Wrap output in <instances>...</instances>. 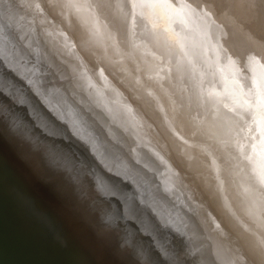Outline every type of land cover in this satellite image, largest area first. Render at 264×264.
Listing matches in <instances>:
<instances>
[{"label": "water", "instance_id": "obj_1", "mask_svg": "<svg viewBox=\"0 0 264 264\" xmlns=\"http://www.w3.org/2000/svg\"><path fill=\"white\" fill-rule=\"evenodd\" d=\"M261 2H236L255 31L248 9ZM29 57L0 46V264H224L209 227L187 204L169 205L173 188L157 172L168 166L166 156L124 138L120 126L115 135L97 129L82 103L50 89L48 64L30 66L37 58ZM204 215L212 232L227 228L215 210Z\"/></svg>", "mask_w": 264, "mask_h": 264}, {"label": "rangeland", "instance_id": "obj_2", "mask_svg": "<svg viewBox=\"0 0 264 264\" xmlns=\"http://www.w3.org/2000/svg\"><path fill=\"white\" fill-rule=\"evenodd\" d=\"M99 1H109V0H99ZM120 2L121 0H110V2ZM140 1V0H139ZM138 0H137V6L138 5H140V6H142V5H153V6H155L154 4H151L149 1H145V0H141L140 2H139ZM202 1L203 0H196V2H195V0L193 1V0H184V4H177V6L175 5V6H172V7H169V8H163L162 10H159L158 8H156V15L157 16H159V13L161 14V15H163L164 16V13H170V11H171V13L172 14H175V13H178L179 11H184V9L185 10H189V9H196V10H198V13H200L201 14V12H203V13H214V17L216 16V14L215 13H217V16H216V20L218 21L219 20V22H220V20H222L223 18H225L226 17V14L225 15H223V17L220 15V14H222V13H224V12H231L232 14H233V16L234 17H236L237 19L239 18H241V16H242V14H243V9L242 8H240L239 9V11H235V7H236V1L238 2L239 0H206V1H208V3L206 4L205 2H203L202 3ZM241 1V0H240ZM127 2H129L132 6H131V8H129V9H131L129 12H131V13H133L134 14V12H132V11H136V10H134V8L136 7V5H134V3L133 2H136V0H127ZM185 2H189V3H185ZM193 2V3H192ZM197 2H198V4H197ZM140 3V4H139ZM194 3L195 4H197L196 6L194 5ZM209 3H210V5H209ZM211 3L214 5L213 7H215V8H213V7H211ZM188 4V5H187ZM135 7H134V6ZM183 5V6H182ZM191 5H192V7H191ZM194 5V6H193ZM205 5V6H204ZM244 4H241V6H243ZM108 6V3H107V5H105V8H108L107 7ZM109 6H111L110 4H109ZM190 6V7H189ZM199 7V8H198ZM201 7V8H200ZM198 8V9H197ZM207 10H206V9ZM210 8V9H209ZM213 8V9H212ZM169 11H167V10ZM171 9V10H170ZM205 9V10H204ZM212 9V10H211ZM164 10V11H163ZM176 10V11H175ZM165 11H167V12H165ZM206 11V12H205ZM255 11H256V13H254L253 14V19L255 18V20H259V23H260V25H259V27H257V31H255V29H253L250 25H249V22L250 21H245L244 22V27H245V30H242V31H244V32H240V35H239V38H240V40H238V43L239 44H236V37L238 36L237 35V33H236V31H235V29L234 28H232V26H229V27H227L226 29H221L220 31H223V33L225 32V34L226 35H228V36H225L224 37V35H216L217 34V32H219L218 30H215V31H217L216 32V34H215V32H214V42H215V44H218V42L219 41H221V43L223 44V45H225V43L227 44V46L229 45V42H225L226 41V39H227V37H229L230 39H227L228 41H230V42H232V43H230V45H229V47H227L226 45L224 46L225 47V49H227V50H224V48L223 49H220V51H210V52H208L207 53V55H212V54H214V52H215V55H212L211 57L210 56H206V60L205 59H203L204 61H206V62H204L203 63V61H202V63H200V64H198V66H199V68L198 67H196V68H198V69H201L200 71L202 72L200 75H202V77L199 75L198 76V78H197V76H191V77H189V76H185L186 74L187 75H189L187 72H185V74H183V73H181V74H179L178 75V77L180 78V80L182 81H185V82H183V85H189V88H190V86H192V88L193 87H195V89L193 88V89H191V91H190V95H191V93H193V90L195 91V93H193L194 94V96L193 95H187V94H183V93H181V94H179L178 93V95H176L175 94V96H174V94H171L172 93V91H170L168 88H162V87H160L157 83H159L160 84V81L158 82L157 81V83H156V79L154 78V79H152L151 77V79L150 80H152V81H150V83H148L147 81H148V78H149V76L147 75H145V72L144 71H142L141 69L139 70L138 69V72H134L135 73V76L134 75H132V71H130L131 72V75H128L127 76V73H123L124 72V70H122L123 72H120L122 75H123V77H122V75L120 74V73H118V75L120 76L119 77V79H121L120 81H122V82H120L119 81V79H118V76H117V79H116V77H115V79H116V81H115V79L114 78H112V77H110L109 75H108V71L107 70H105L106 69V66H107V64L103 61V60H99V59H96V58H93V57H91V56H89V55H87L86 54V58L89 60H86V58L82 55L83 53H82V51L81 50H79L78 49V51L77 50H74L70 45H63V44H61V43H58V42H43V44H41L40 46H38V45H36L34 48H36V50L38 49V51L36 52V50L32 53V51L31 50H29V53L31 54L30 55V57L29 58H35V56H39V59L40 60H42L41 58L42 57H44L45 58V56L46 57H50V53H51V57H53V54H54V56L55 57H53L54 58V60H55V58H56V62H54L53 63V58H50V59H47V61L43 58V61H45V63L47 62V64L48 63H50L51 65L52 64H55V67H56V64L57 65H60L61 63H64V64H61V67H57L59 70H64L65 69V66L67 67L69 64H68V62L70 63V68H66L64 71L66 72V73H68V75L70 76L71 75V78H73V76H75L72 80H74V82L71 80V78H68V76H64V77H61L60 75H59V73L61 72V73H64L65 75H67L64 71H60L59 72V70H58V72H55V71H57V70H55L54 71V69L55 68H53V70L51 69V67H53V65L51 66V65H49L48 64V66H49V68L47 69V70H51V71H49L50 73H52V75L50 74V76H53L52 78H54L55 77V79H57V80H59V79H68V80H65V81H60L59 83H61V82H65L66 84L68 83V85H70V84H72L71 86H73V87H70L69 89L70 90H64V88H68L69 86L67 85V87H66V85H64V88H63V92L65 91V95H66V97L67 96H71L70 98H72L73 99V101H77V100H79V101H77V102H81L83 105L85 104V108L86 109H91V110H88L89 112L88 113H86L85 115H89L88 117H89V119H92V120H94V123H95V121L96 122H99V123H101V124H98V123H95V125H97L99 128L98 129H100V127L103 125V123H104V121H103V119H104V117H102L101 119L99 118V120L97 121V117L96 116H100L99 114H101V113H99L100 111V109L99 108H104L105 109V107H106V110H105V113H107L106 115H107V118H108V116H111V114H115L116 115V113L117 112H119V111H121L122 113H120L121 115H119V116H124L125 118H128V120L130 119H132V121H130L131 123L129 124V121L127 120V119H125L124 117H123V120H122V118L121 117H119L118 116V114L119 113H117V120H118V123L117 122H114V121H117L116 119H114L113 121H110L111 119H113V117L115 116L114 114V116L112 117H109L107 120H109V121H106L105 120V124L101 127V131H106V134L107 135H109L108 133H110V132H112V134H114V130L117 128V129H119L117 126L119 125V123H121V121H125L124 123L122 122V124H124V125H127V126H125V127H123L122 125H119L121 128H125V132H127L128 134H129V136H127L128 134H126L125 135V138H130L131 136H134V140L136 141V142H143V143H146L147 145H150V146H155L157 143V148L159 149H161L162 151H163V155H162V152H161V150H160V155L163 157L164 155H166V159L169 157V159H167V161H168V165H171V162H172V165L171 166H173L174 168L175 167H177L176 169L178 170H176L175 172H174V170H172V169H174V168H172L171 166H168V167H166L165 168V170L166 171H168V172H166V171H164V170H161V172L163 171V175H166V180L169 182V180H170V176H169V174H172V176L171 177H173L174 175H175V177H174V179H175V182L177 181L178 182V184H180V187H178L177 189V191H175L174 189L175 188H173V190L171 191V189H169V193H172L174 196H176L175 194H174V192L175 193H178V192H180V190L179 189H182L183 191H184V193L186 194V192L188 191V192H190V194L187 192V195L184 197V198H182V197H180V195H178L177 197H176V200H175V202L176 203H178V204H176L175 202H174V204L175 205H177V206H175L174 204H173V207H176L175 208V210L177 211V210H180V208L181 207H179V208H177L178 206H180L179 204L180 203H182L183 205H186V204H188V206L190 205H192V207H190L189 206V208H190V211H191V213L193 214V216L194 217H196V216H198V218H202L203 217V219H204V221H205V217H204V215H203V213L205 214V212H206V210L207 209H212V210H215L217 213H218V216H219V218L222 220V221H224L225 222V224H226V229H221V230H219V232H217V230H214L217 234L218 233H220V235H222V234H225V235H229L228 237H232V236H234V235H236V236H239V238L241 237V234H244V235H242L244 238H246L247 240L248 239H250L249 241H250V243H251V245H253V247L255 248V251H254V253L255 252H257L258 251V253H255L256 255V257H259V255H260V257H259V261L262 259V257H263V259H264V98H263V96H264V71L263 70H258V61L257 60H260V59H258V57L257 56H255V54L253 55V53H254V49L253 48H255L256 47V44L255 43H258V42H255L254 44H253V42L254 41H257V39H255V37H253V36H256V38H259L260 40H262V41H264V0H262V2H261V4H260V6H259V8H255ZM113 12V9H110V8H108V9H104L103 10V13L104 14H108V13H112ZM128 12V14H130ZM137 12V11H136ZM135 12V13H136ZM160 15V16H161ZM220 15V16H219ZM163 16H161V17H163ZM10 20V21H9ZM12 18H9L8 19V21L10 22V23H12V24H15V21L13 20ZM12 21V22H11ZM232 22V21H231ZM256 22H258V21H256ZM14 26V25H13ZM21 26L22 25H20L19 27H12L11 28V30L13 29H16L15 31H13L12 30V34H13V32L14 33H16V31H18V34L16 33V36H18V38L19 37H21L20 35H23L22 36V38L20 39L19 38V40H23L24 39V37H25V40H26V43L27 44H29L30 46H27V45H25L26 43H24V40L23 41H20V42H16L15 40H11V38H9L13 43H14V45H11L10 43H12V42H7V43H5L4 44V42H1L0 41V44L2 43V44H4L5 46H7L6 44H8V45H10L9 46V49H8V51L9 50H11V49H13V48H16V49H13V50H11L10 52L12 53L14 50H15V52H18L19 50H25L27 47H31V48H33V45L34 44H32V43H34V38H32L30 35H27V34H22L21 33V30L22 29H18V28H21ZM2 27H4V28H2ZM6 27L1 23L0 24V29L2 30V29H5ZM262 30V32H260L259 30ZM229 30V31H228ZM234 30V31H233ZM259 32L261 33V34H259ZM222 33V32H221ZM219 34V33H218ZM75 36V35H74ZM219 36V37H218ZM222 36V37H221ZM244 36V37H243ZM216 37H218L217 39H216ZM221 37V38H220ZM231 37H233V38H231ZM243 37V39H241ZM246 37L248 38V41H247V39H246ZM0 38H1V36H0ZM76 38H78V35L77 36H75V39ZM226 38V39H225ZM238 38V39H239ZM79 39V38H78ZM223 39H225V40H223ZM250 39V40H249ZM259 39H258V41H259ZM218 40V41H217ZM2 41H3V39H2ZM28 41L31 43H28ZM71 41H73V38L71 39ZM240 41V42H239ZM250 42H252V45L254 46H252V45H250ZM23 43V44H22ZM1 44V45H2ZM18 46H17V45ZM45 44V45H44ZM244 44V45H243ZM0 45V46H1ZM22 45H25L26 47L25 48H23V47H21ZM32 45V46H31ZM44 45V46H43ZM50 45V46H49ZM234 45V46H233ZM3 46V45H2ZM1 46V47H2ZM14 46V47H13ZM17 46V47H16ZM231 46V47H230ZM237 47V49H235ZM11 48V49H10ZM21 48V49H20ZM33 48V49H34ZM243 48V49H242ZM251 48V49H250ZM19 49V50H18ZM239 49V50H238ZM244 49H245V51L247 52V55H245L246 54V52H244ZM258 50V48L256 47L255 48V50ZM27 50V52H28V48L26 49ZM230 50V51H229ZM6 51V50H5ZM227 51V52H226ZM237 51V52H236ZM21 52V51H20ZM36 52V54L37 55H35L34 56V53ZM53 52V53H52ZM56 52L58 53V54H56ZM231 52V53H230ZM249 52H251V54L249 53ZM28 53V54H29ZM61 53V54H60ZM82 53V54H81ZM212 53V54H211ZM226 55V57H225V55ZM13 54V53H12ZM63 54V55H62ZM132 55V57L135 55L133 52H131V53H126V55ZM130 55V56H131ZM216 55H218V57L216 56ZM228 55V56H227ZM232 57H231V56ZM249 55V56H248ZM25 56V55H24ZM56 56H65L66 57V61L65 60H61L60 58H57ZM89 56V57H88ZM129 56V57H130ZM214 56V58L212 59V57ZM65 57H61V58H65ZM209 57H210V59H212V61L209 59ZM223 57V58H222ZM229 57H230V59H229ZM238 57V58H237ZM240 57V58H239ZM255 57V58H254ZM29 58H27V60H26V64H24L26 67H28V59ZM37 58V57H36ZM70 58H71V60H74V59H76V60H74L73 61V63H72V61L70 60ZM74 58V59H73ZM216 58H217V60H216ZM221 58V59H220ZM225 58H227V59H229L230 60V62L228 61V68L226 69V71L224 70L223 72H224V74H222V75H220V77H222V78H224L225 79V77H226V82H224L225 80H223V79H221L219 76H215V75H217V73H216V70H217V68H219V67H222L224 64V62H226L227 61V59H225ZM61 60V63H57V61L59 62L60 60ZM69 60V61H68ZM99 60V61H98ZM208 60L210 61V64L209 63H207L208 62ZM215 60H216V62H215ZM218 60H220V61H218ZM224 60V61H223ZM35 61H38V59H34V63H30L31 65L30 66H32V65H34V64H40V62H42L43 63V61H38V62H35ZM49 61V62H48ZM52 61V62H51ZM71 61V62H70ZM218 61V62H217ZM222 61V62H221ZM234 61V62H233ZM239 61V62H238ZM244 61V62H243ZM252 61H255L256 63H254V65L252 66V68L254 69V72H255V74H254V81H253V83H252V85H253V87L251 86V84H249V77H250V72H248V70H247V68L248 67H250V62H252ZM67 62V63H66ZM84 62L86 63V64H84ZM90 62H93V63H90ZM213 62L215 63V64H213ZM222 64V66H221V64ZM45 63L44 64H41L40 65V67H42V65H43V67H45ZM72 63V64H71ZM88 64V65H87ZM217 64V65H216ZM235 64V65H234ZM62 65H64V69H63V66ZM81 65V66H80ZM83 65V66H82ZM86 65V66H85ZM200 65H202L203 67H205L204 69H203V67L202 66H200ZM207 65H208V67H210V69L211 70H213V71H210V70H208L210 73H208V71H206V68H207ZM216 66V68H213V66ZM218 65H220L219 67H218ZM234 65V66H233ZM47 66V65H46ZM212 66V67H211ZM214 66V67H215ZM233 66V67H232ZM39 67V66H38ZM77 67V68H76ZM81 67H83V69H86V70H81L80 68ZM201 67V68H200ZM257 67V68H256ZM78 69V70H80V72L78 71V70H76V69ZM90 68V69H89ZM92 68V69H91ZM104 70H103V69ZM136 68V70H137V67H135ZM138 68H140L139 66H138ZM242 68H244V69H242ZM71 69V72L69 73L68 72V70H70ZM207 69H209V68H207ZM238 69H240V71H241V73H239V74H237V70ZM95 70H100V73L98 74V73H96L95 72ZM204 70L206 71V73L205 74H207L208 76L210 75L211 77H212V75H213V77L211 78L210 77V79H209V83H208V76L206 75V77L207 78H205L204 76ZM231 70V71H230ZM234 70V71H233ZM76 71V73H74ZM79 73H78V72ZM82 71V72H81ZM85 71V73L87 72L88 74L87 75H90V76H88V77H85V76H87V75H84V72ZM142 71V72H141ZM258 71V72H257ZM260 71V72H259ZM73 72V73H72ZM95 72V73H94ZM140 72V73H139ZM225 72H227V73H225ZM82 73V74H81ZM133 73V74H134ZM232 74V78H230V75ZM257 73H258V75H257ZM262 74V75H260V74ZM128 74H130V73H128ZM139 74H141L140 76H139ZM221 74V73H220ZM237 74V75H236ZM58 77H57V76ZM82 75H84V77H82ZM117 75V74H116ZM125 75H126V77H125ZM182 75H184L185 77H183L182 79H181V77H182ZM225 75V76H224ZM227 75V76H226ZM63 76V75H62ZM77 76V77H76ZM81 76V77H80ZM144 76H146L145 78L147 79V81L145 80H143V78H144ZM235 76V77H234ZM237 76V77H236ZM91 77V78H90ZM109 77V78H108ZM131 77V78H130ZM134 79H133V78ZM137 77V78H136ZM138 77L140 78V77H142V78H140V79H138ZM194 78V82H193V78ZM196 77V78H195ZM218 77H219V79H218ZM258 77V78H257ZM82 78V80L83 81H87L88 79V81H87V83L88 82H92L93 84H91V85H94V84H96V86H95V88H93L94 86H92V89H88L89 88V86H87L84 82H82V84L80 83V81H82V80H80ZM85 78H88V79H86V80H84ZM178 78V79H179ZM187 78V79H186ZM189 78H192V80L191 79H189ZM201 78H202V80H201ZM213 78H215V79H213ZM239 78V79H238ZM240 78H241V80H240ZM50 79V80H49ZM78 79V80H77ZM110 79V80H109ZM125 79H127V81L125 82L124 80ZM131 79V80H130ZM136 79V80H135ZM143 80V81H137V80ZM200 79V84H199V81L198 80ZM232 79H237L238 81H240V83L241 84H243V85H236L234 82H233V80ZM255 79H256V83H255ZM261 79V80H260ZM47 80H49V83H50V81H51V83L49 84L50 85V89H51V86H52V89L56 86V84L54 85V83H56V82H58V81H56V80H54V81H52L53 79H51V77L49 78V76L47 77ZM69 80H70V82H72V83H70L69 84ZM77 80V81H76ZM197 80V81H196ZM215 83H213L212 81ZM222 80V81H221ZM56 81V82H55ZM95 83H94V82ZM119 81V82H118ZM129 81V82H128ZM133 82V84H131L132 82ZM135 81V82H134ZM187 81V82H186ZM222 82V83H219V82ZM229 81V82H228ZM259 81V82H258ZM53 82V83H52ZM137 82H139V83H137ZM140 82L142 83V82H147L149 85H143V83H142V85L140 84ZM194 83V86H193V84L191 85V83ZM195 82H197V83H195ZM204 82V83H203ZM59 83H57L58 85L57 86H62V84H59ZM64 83V84H65ZM97 83H98V85H97ZM134 83H136V84H134ZM185 83V84H184ZM188 83V84H187ZM201 83H202V86H200L201 85ZM208 85H207V84ZM210 83H212L211 85L212 86H210ZM246 83V84H245ZM261 83V84H260ZM52 84V85H51ZM83 84H85V85H83ZM90 84V83H89ZM121 84H123L124 86H126V87H124L123 85H121ZM126 84V85H125ZM127 84H130V86H128ZM141 86H140V85ZM153 86H152V85ZM197 84V86H198V88H197V86H195ZM204 84H206V85H204ZM221 84V85H220ZM226 84V85H225ZM83 85V86H82ZM131 85L133 86V87H131ZM139 85V86H138ZM154 85H156V86H154ZM217 85H219L218 87H217ZM224 87H223V86ZM228 85V86H227ZM230 85V86H229ZM234 85H236V86H234ZM56 86V87H57ZM134 86L137 88H139V87H142L141 89L139 88V89H136V88H134ZM147 86V87H146ZM150 88H149V87ZM199 86H200V88H199ZM205 86V87H204ZM206 86H207V88H206ZM214 86V87H213ZM225 86H227V87H229V88H227V87H225ZM258 86H260V87H258ZM83 90H78L77 91V93L76 92H72V88H74V91H76L77 89H80V88ZM84 87H88L87 89H86V91H87V93L85 94V95H83V93H85L86 91H84L85 90V88ZM96 87L98 88V92H97V95L99 94V89L101 90V91H103V92H100V93H102V96H100L101 94H99L98 96H96V94H94L93 92H96L95 91V89H96ZM99 87H102V89L101 88H99ZM129 87H131V88H129ZM154 89H153V88ZM155 87H157L156 89L157 90H159V92L157 91H155ZM222 87H223V90H222ZM261 87H262V89H261ZM61 88V89H62ZM124 88H126L127 90L129 89H132V90H126V89H124ZM159 88V89H158ZM198 90H197V89ZM204 88H206V89H204ZM216 88H217V90H216ZM218 88H220V89H218ZM233 88V89H232ZM243 88V89H242ZM253 88V89H252ZM260 88V89H259ZM59 89V88H58ZM76 89V90H75ZM149 89H151V90H149ZM163 89H164V91H163ZM202 89V90H201ZM211 89V90H210ZM226 89V90H225ZM227 89H228V92H227ZM231 89H232V91H231ZM90 90H92V91H90ZM133 90H136V91H138V90H140L141 91V94H140V91H138V92H136V91H133ZM153 90V91H152ZM169 90V91H168ZM197 90V91H196ZM201 90V91H200ZM204 90H206V91H204ZM209 92H208V91ZM213 90V91H212ZM215 90V91H214ZM218 90H220V91H218ZM234 90V91H233ZM255 90H257V91H255ZM263 90V91H262ZM152 91V92H151ZM160 91H161V93H160ZM230 91V92H229ZM236 91H238V92H236ZM242 91V92H241ZM69 92V93H68ZM70 92H72V94L74 95H76L77 97H78V94H80V96H84L85 98H82V100L81 99H79V97L77 98V97H74ZM79 92H83V93H79ZM134 92H136V93H134ZM170 92V93H169ZM206 92V93H205ZM224 93L225 92V95L226 96H223L224 94H222V93ZM234 94H232V93ZM245 92L247 93V94H245ZM250 92V94L248 95V93ZM69 95H68V94ZM105 93V94H104ZM130 93V94H129ZM135 94V96L133 95V94ZM139 93V94H138ZM152 93V94H151ZM203 93V94H202ZM205 93V94H204ZM210 93H213L212 95H210ZM226 93H228V96H227V94ZM230 93V94H229ZM104 94V95H103ZM162 96H161V95ZM163 94L166 96V97H168V98H170L171 97V95H172V97L174 96V98H173V101H175V102H178V101H184L185 100V98H187V100H189V101H191L192 102V99H193V101L195 100V96L196 95H198V94H200V96H197V97H199V99H201L200 101H199V99L196 97V99L197 100H195L193 103H194V105H193V103H190V102H188L189 104H191L193 107H191L192 109H193V111H192V109L191 108H189V107H187L186 106V104L188 105V103H186L187 102V100H186V102H185V104H184V102H182L183 103V106H182V103L180 104V106L177 108V107H175V105H176V103L174 104V103H172L173 101H172V97L170 98L171 99V101L169 100V99H167L166 100V97L165 96H163ZM207 94H208V96H207ZM218 94V95H217ZM222 94V95H221ZM244 94H245V96H244ZM92 95H95V97L93 96V98H95V99H97L98 101L97 102H99V99H100V103L102 104V105H100V103H97L96 105H95V101H94V99H91V97H92ZM131 95H133V96H131ZM160 95V96H159ZM170 95V96H169ZM181 95V96H180ZM202 95V96H201ZM207 96V97H205V96ZM233 95V96H232ZM241 95V96H240ZM249 96V97H247V96ZM251 95V96H250ZM256 95V96H255ZM88 96V97H87ZM100 96V97H99ZM105 98H104V97ZM115 96V97H114ZM142 98H141V97ZM155 97L156 96V98L154 99V98H152V100L153 101H151L150 99V97ZM180 96V97H179ZM193 96V97H192ZM212 96V98H213V96H215V99H217L218 98V96H221V97H219L217 100H218V102L216 101V103H217V105H216V103L214 102L215 100H212L210 97ZM222 96H223V98H229L230 99V101H228V100H223V98H222ZM230 96V97H229ZM236 97V99L237 100H234L235 99V97ZM238 96H240V97H238ZM244 96V97H243ZM253 96V97H252ZM69 97H67V100H69L70 98ZM87 97V98H86ZM89 97H90V100H89ZM114 97V98H113ZM134 98V101H138V99H139V101L138 102H134L132 99H130V98ZM161 97H164V98H162V100H161ZM176 97H177V99H176ZM185 97V98H184ZM188 97H190L191 98V100H190V98H188ZM217 97V98H216ZM238 97V98H237ZM77 98V100H75V99ZM99 98V99H98ZM102 98H104V101L102 102ZM138 98V99H137ZM184 100H183V99ZM208 100H210V102H211V100L213 101V103L211 102H207V99ZM210 98V99H209ZM220 98L222 99V100H220ZM232 98V99H231ZM247 98H248V100H247ZM250 98V99H249ZM258 98V99H257ZM259 98H260V100H259ZM84 99H87V100H89V101H84ZM112 99H114V100H112ZM204 99H206V100H204ZM239 99V100H238ZM243 99V100H242ZM263 99V100H262ZM81 100V101H80ZM118 100H120V101H118ZM141 100H142V102H141ZM163 100H164V103H163ZM169 100V101H168ZM178 100V101H177ZM233 100H234V102H233ZM246 100V102L244 103V101ZM90 101H92V102H90ZM105 101H107L106 102V104H105ZM117 101V102H116ZM204 101H206V102H204ZM226 101V102H225ZM231 101H232V103H231ZM243 101V102H242ZM257 101V102H256ZM258 101L260 102V103H258ZM87 104H86V103ZM139 102H141V105H142V107H144V109L141 107V105H139ZM151 102H152V105L150 106L149 104H151ZM155 102V103H154ZM199 104H197V103ZM201 102H202V104H201ZM220 102V104H218ZM222 102V103H221ZM223 102H225L226 104L225 105H223ZM228 102V103H227ZM90 103V104H89ZM92 103H93V105H92ZM116 103V104H115ZM121 103V104H120ZM123 103V104H122ZM154 103V104H153ZM166 103V105L168 106H165L164 104ZM168 103H172V104H168ZM195 103L197 104V105H195ZM208 104V103H210L211 105H209V107H208V105H206V104ZM215 103V104H214ZM242 103V104H241ZM89 104V105H88ZM106 105L105 107L103 106V105ZM127 104V105H126ZM227 104H230L229 105V107H228V105ZM246 104L248 105L247 107H245L246 106ZM87 105L88 106H92V107H87ZM117 105V107H118V109L115 107ZM126 105V107H128L127 108V111H123V107ZM185 105V106H184ZM201 105H202V107H203V109L205 110V109H207V111L205 110H202V108H200L201 107ZM204 105V106H203ZM213 105H214V107H213ZM218 105H220V107L218 106ZM227 105V106H226ZM236 105V106H235ZM239 105V106H238ZM251 105H253V106H251ZM254 105H256L255 107H254ZM258 105V106H257ZM98 106H100V107H98ZM121 106H122V108H121ZM155 106V107H154ZM175 107V108H173V107ZM181 106L183 107L182 109H180L181 108ZM195 106H197V107H195ZM221 106H226V107H228V110H230L231 111V113H230V111H228L227 110V108H226V110H224V108H222ZM93 107H95V108H93ZM108 107L109 108H111L110 110L108 109ZM115 107V109L114 110H116V112H114V110L112 109V108H114ZM152 108L151 109V111L150 112H148L147 114H146V112L147 111H149V108ZM157 107H159V108H157ZM170 107V108H169ZM172 107V108H171ZM185 107V108H184ZM187 107V108H186ZM195 107V108H194ZM200 108V109H197V108ZM207 107V108H206ZM217 107V108H216ZM250 107V108H249ZM93 108V109H92ZM120 108V109H119ZM189 108V109H188ZM218 108L220 109V110H218ZM239 110H238V109ZM246 108L248 109V111L251 109V111H252V109L254 108H256V110H254L252 113L250 112H248L247 110H246ZM260 108H262V109H260ZM79 109L81 110L82 108H80L79 107ZM104 109H102L103 110V112H104ZM124 109H125V107H124ZM130 109V110H129ZM146 109V110H145ZM173 111H176L177 109H178V111H176V112H178V113H176V112H172V110ZM176 109V110H175ZM184 109V110H183ZM194 109H195V111H194ZM197 109V110H196ZM212 109H215L217 112H219V111H221V112H223L224 111V113H222L221 114V112L220 113H218L217 115H216V112H213V110ZM222 109V110H221ZM238 111H237V110ZM241 109V110H240ZM245 109V110H244ZM258 109V110H257ZM92 110H95V111H92ZM107 110H109L110 112L108 113V111ZM112 110H113V112H112ZM119 110V111H118ZM168 110V111H167ZM180 110V111H179ZM200 110V111H199ZM212 110V111H211ZM214 110V111H215ZM97 111H98V113H97ZM128 111H130V112H128ZM160 111V112H159ZM191 111H192V113H194L196 116H192V117H190L191 115H192V113H191ZM196 111H198V112H196ZM235 111V112H234ZM239 111H240V114H238L239 113ZM123 112L124 113H126V114H128L129 113V115H123ZM128 112V113H127ZM145 112V113H144ZM182 112V113H181ZM184 112V113H183ZM190 112V113H189ZM196 112V113H195ZM201 112H204V113H209L210 115H207V114H203L204 115V117H205V115H207V116H209L208 117V119L205 117V119L202 117V114H198V113H201ZM211 112L213 113V114H211ZM245 114H244V113ZM94 115H93V114ZM95 113H97V114H95ZM104 113V114H105ZM149 113H151V115L149 114ZM154 114V116H152L153 114ZM157 113V114H156ZM169 113L171 114V115H169ZM174 113V114H173ZM175 113L177 114V116L178 117H176V115H175ZM190 115H189V114ZM215 113V114H214ZM227 113V114H226ZM110 114V115H109ZM161 114V116H159V115ZM172 114L174 115V116H172ZM181 114V115H180ZM185 114H187V115H185ZM224 114V115H223ZM244 114V115H243ZM93 115V116H92ZM96 115V116H95ZM155 115H156V117H155ZM157 115H158V117H160V118H158L157 117ZM165 115V116H164ZM198 115H200V117H201V119H200V117L198 118L197 116ZM213 115L215 116V117H213ZM221 115H223L224 116V119L221 117ZM226 115H227V118H226ZM232 115H233V117H232ZM238 115V116H237ZM240 115H241V119H239V117H240ZM243 115V116H242ZM246 115H248V117L246 116ZM253 115V116H252ZM255 115V116H254ZM102 116V115H101ZM100 116V117H101ZM128 116V117H127ZM131 118H130V117ZM170 116H172V117H170ZM219 116H220V118H219ZM251 116H252V118H251ZM96 118V119H94V118ZM152 117H153V119H152ZM179 120V118L181 119V120H177L176 118ZM181 117H183V118H181ZM195 117H196V119H195ZM215 119L216 117V120H211V119H213V118ZM230 117H232V120L233 121H229V120H227L229 123L231 122V123H233V122H236L237 124H239L240 125V127H239V125L237 126V124L236 123H234L236 126H234V124L232 125L231 123L229 124L228 122L227 123H225L224 124V122H226L225 121V119H229ZM189 120H188V119ZM191 118V119H190ZM235 118H238L239 120H237L236 121V119ZM245 118V119H244ZM254 118V119H253ZM125 119V120H124ZM137 119V120H136ZM152 119V120H151ZM159 121H157V120ZM159 119H161V120H159ZM172 119V120H171ZM193 119V120H192ZM198 119H200V120H203V121H200V120H198ZM219 119V120H218ZM248 121H247V120ZM135 120H136V122H135ZM163 120H166V121H164L163 122ZM174 120H176L177 121V125H175L176 123H175V121ZM188 122H187V121ZM196 120V121H195ZM204 120H206V121H204ZM217 120L218 121H220L219 123L217 122ZM224 122H223V121ZM230 120H231V118H230ZM260 120V121H259ZM100 121H103V122H100ZM141 121V122H140ZM156 121V122H155ZM160 121H161V123L163 122V125H164V127H162V126H160L159 124H160ZM174 121V122H173ZM193 121V122H192ZM253 121H254V123H253ZM112 122H113V125H112ZM128 122V123H127ZM133 122H135V123H133ZM179 122V123H178ZM185 124H184V123ZM200 122V123H199ZM223 123V125H222V123ZM246 124H245V123ZM252 122V123H251ZM255 122H257V123H255ZM107 123H111L110 125H109V127H106V126H108V124ZM157 125H156V124ZM165 123H167V125L165 124ZM199 123V124H198ZM207 123H209V124H207ZM213 123V124H212ZM243 123V124H242ZM251 123V124H250ZM136 124L138 125V126H136ZM140 124H142V125H140ZM192 124V125H191ZM197 124V125H196ZM218 124V125H217ZM221 124V125H220ZM231 125L232 127H234L233 129H232V134H229L230 136H231V138H230V136H229V140H227L229 143H230V149H227V150H224V151H221L220 153L218 152V158H216V157H214L212 154L214 153V155L216 154L215 152H213V150H216V152L218 151V149H219V147H220V143L222 142V140H221V138L220 139H217V138H219V136L221 137L222 135H221V133L219 134V131L216 133V129L217 128H219L220 129V132H221V130H222V134H223V132L225 133L226 132V127H228V128H232L231 126H227V125ZM241 124L243 125V126H241ZM248 124H250V126L248 125ZM258 124V125H257ZM101 125V126H100ZM106 125V126H105ZM128 125H130V126H128ZM140 125V126H139ZM190 125V126H189ZM213 125H215V126H213ZM226 125V126H225ZM254 125V126H253ZM111 126V127H110ZM159 126V127H158ZM174 126V127H173ZM189 128H188V127ZM217 126V127H216ZM219 126V127H218ZM225 126V127H224ZM258 126V127H257ZM106 127V128H105ZM114 127V128H113ZM129 127V128H128ZM137 127V128H136ZM139 127H141V129L138 131L137 129H139ZM160 127H162L163 129H166V130H164V133H166V134H164L163 132H162V129L160 128ZM168 127V128H167ZM179 127V128H178ZM186 129V132H184L185 131V129ZM200 127V128H199ZM221 127V128H220ZM236 127V128H235ZM238 127H239V129H238ZM256 127H257V129H256ZM111 128H113V129H111ZM134 128L136 129V131L134 130ZM160 128V129H159ZM171 128V129H170ZM192 128V129H191ZM206 128V129H205ZM225 128V129H224ZM250 128V130L248 131V129ZM108 129H111L112 131H110V130H108ZM132 129V130H131ZM146 131V133H144L143 131L144 130ZM173 129V130H172ZM237 129V131H235ZM141 130H143V131H141ZM188 130V131H187ZM190 130V131H189ZM210 130V131H209ZM239 130V131H238ZM259 130V131H258ZM109 131V132H108ZM167 131L168 132H171L172 131V133H170V134H167ZM193 131V132H192ZM195 131V132H194ZM199 131V132H198ZM208 131V132H207ZM212 131L214 132L213 134L214 135H217V138L215 137V136H213V134H212ZM235 133H234V132ZM252 131V132H251ZM255 131H257V133H255ZM130 132V133H129ZM137 132H139V134L137 133ZM141 132V133H140ZM160 132V133H159ZM163 134H162V133ZM182 132L184 133V134H191L190 136L192 137V138H195V140H197L196 142H195V140L193 139L192 141H191V137L189 136V135H187V136H189V137H187L186 135H184V134H182ZM190 132V133H189ZM211 132V133H210ZM263 132V133H262ZM199 135H198V134ZM260 133H262V134H260ZM111 134V133H110ZM135 134H137V136L135 135ZM148 134H150L151 135V137H152V139H151V137H147V135ZM212 134V135H211ZM260 134V135H259ZM115 135V134H114ZM138 135H139V137H138ZM142 135H144L145 136V139H143L144 137L142 136ZM168 135V136H167ZM172 135H173V137L175 138H173L172 137ZM178 135V136H177ZM195 137H194V136ZM241 135V136H240ZM118 136V135H117ZM116 136V137H117ZM127 136V137H126ZM166 136V137H165ZM170 136L172 137V138H170ZM181 136V137H180ZM198 136V137H197ZM211 136V140L210 139H208L209 137ZM137 137V138H136ZM169 139H168V138ZM186 137H187V140H185L186 139ZM205 137L207 138V139H205ZM235 137V138H234ZM238 137L240 138V139H238ZM141 138V139H140ZM165 138H166V140H165ZM189 138V139H188ZM213 138V139H212ZM216 138V139H215ZM225 138V137H224ZM232 138H234V139H232ZM251 138V139H250ZM261 138V139H260ZM124 139V138H123ZM168 139V140H167ZM171 139H173L172 141H171ZM177 139H179L180 141H182V143L178 140L177 141ZM202 139V140H201ZM203 139H204V141H203ZM222 139H223V137H222ZM232 139V140H231ZM263 139V140H262ZM147 140H149V141H147ZM214 140V141H213ZM244 140V141H243ZM173 142L174 144H176V143H178L179 142V144H176L175 145V147L177 148V151H176V148L174 147V144L173 143H171V142ZM201 141L203 142V143H201ZM207 141V142H206ZM210 143H209V142ZM213 141V142H212ZM216 141V142H215ZM221 141V142H220ZM235 141V142H234ZM176 142V143H175ZM184 142V143H183ZM212 142V143H211ZM239 142V143H238ZM251 143V145H252V143L254 144V146H252V148H251V145H250V143ZM193 143V144H192ZM201 143V144H200ZM208 143V144H207ZM217 144V145H215V144ZM173 146H172V145ZM182 144V145H181ZM183 144H184V149L182 148V150L180 149L181 147H183ZM185 144H187V145H185ZM192 146H196L195 148L198 150L197 152L199 153L200 152V154L202 155H197L196 154V152H195V150H194V147H192ZM214 144V146L211 148V146ZM234 144V145H233ZM238 144V145H237ZM258 144V145H257ZM171 145V146H170ZM178 145V146H177ZM189 145V146H188ZM219 145V146H218ZM233 145V146H232ZM245 145V146H244ZM260 145V146H259ZM262 145V146H261ZM181 146V147H180ZM187 146H188V148H187ZM192 147V149H191V147ZM173 147V148H172ZM180 147V148H179ZM206 147V148H205ZM215 147H217V148H215ZM127 148H128V146H127ZM180 150H179V149ZM199 148V149H198ZM210 148V149H209ZM214 148V149H213ZM172 149V150H171ZM174 149V150H173ZM188 149V150H187ZM200 149H201V151H200ZM212 149V150H211ZM135 151L137 150V148L136 149H134ZM184 150V154L185 155H187L186 156V161H182V160H184V159H182V158H184V157H182V156H184L183 154H181L180 155V151H183ZM192 150V151H191ZM242 150V151H241ZM252 152H251V151ZM259 150V151H258ZM176 153H175V152ZM179 151V152H178ZM189 151V153L191 152V154L192 155H190V157H194V159H193V161H192V159L191 158H189L190 160H188V154H187V152ZM211 151V152H210ZM232 151V152H231ZM195 152V153H194ZM201 152H203V153H201ZM204 152L207 154L206 156H205V154H204ZM224 152V153H223ZM229 152H231V153H229ZM243 152V153H242ZM247 152V153H246ZM251 152V153H250ZM258 152V153H257ZM179 153V154H178ZM181 153H183V152H181ZM210 153V154H209ZM174 154V155H173ZM222 154H223V157H222V159H224V162L225 161H227V160H229V161H227V163H225V164H222V163H224L223 162V160L221 159V158H219V157H221L222 156ZM198 157H197V156ZM257 155V156H256ZM176 156H178V157H181V159L180 158H176ZM196 156V157H195ZM207 157V159L206 160H208V161H206L205 160V165L206 166H208L209 168L212 166L213 168H212V170L211 169H209L208 167H207V170L209 171V170H211V173L212 174H209L208 176H207V178H210V180L209 179H206V175L208 174H205V173H202V175H201V172H208L207 170H206V166L205 165H203V159L205 158V157ZM226 156V157H225ZM263 156V157H262ZM203 157V158H202ZM211 157V158H210ZM246 157V158H245ZM256 157V158H255ZM262 159H261V158ZM197 158H199V159H197ZM201 158H202V160H201ZM245 158V159H244ZM165 159V160H166ZM176 159H178V160H181V161H179L178 162V160H176ZM222 160V162H220L221 164H219V165H221L220 167H219V169H217L216 167H217V164L216 163H219V161L220 160ZM227 159V160H226ZM164 160V161H165ZM195 160H197V161H195ZM199 160H201V161H199ZM217 160V161H216ZM254 160V161H253ZM260 160V161H259ZM167 161H165V163L167 162ZM170 161V162H169ZM176 161H177V163H176ZM210 161V162H209ZM234 161V162H233ZM262 161V162H261ZM181 162V163H180ZM183 162V163H182ZM187 162V163H186ZM190 162V163H189ZM199 162V163H198ZM202 162V163H201ZM206 162H209V163H207L206 164ZM214 162V163H213ZM179 163H180V165H179ZM198 163V164H197ZM228 163H229V165H228ZM234 163V164H233ZM247 163V164H246ZM184 164H186V165H184ZM226 164L228 165V166H226ZM176 165V166H175ZM183 165V166H182ZM192 167H190V166ZM195 165V166H194ZM204 166V168H203V170H202V167ZM181 166V167H180ZM250 166V167H249ZM182 167H183V169H182ZM185 167H188V168H186V169H184ZM223 167H224V169H223ZM225 167H226V169H225ZM238 167V168H237ZM245 167V168H244ZM167 168L169 169V168H171V170H172V172H171V170L169 169V170H167ZM189 169H190V171H189ZM198 169L200 170L201 169V171H200V173H199V171H198ZM205 169V170H204ZM215 169V170H214ZM216 169H217V171H219V172H221L220 174H218L219 172H217L216 171ZM222 169V170H221ZM246 169V170H245ZM225 170H227V171H225ZM262 170V171H261ZM160 170H158V173H160L159 172ZM197 171V172H196ZM215 171V172H214ZM223 171V172H222ZM260 171V172H259ZM165 172V173H164ZM179 172V173H178ZM228 172V173H227ZM262 172V173H261ZM174 173V174H173ZM181 173V174H180ZM192 173H197L196 175L195 174H192ZM225 173V174H224ZM226 173H227V175H226ZM230 173V174H229ZM168 174V175H167ZM178 174V175H177ZM205 174V175H204ZM222 174V175H221ZM239 174H240V177H239ZM247 174V175H246ZM198 175V176H197ZM213 175V176H212ZM242 175H244V176H242ZM249 175H250V177H249ZM180 176V177H179ZM182 176V177H181ZM202 176V177H201ZM211 176H212V178H213V180H212V178H211ZM215 176V177H214ZM219 176V177H218ZM224 176V177H223ZM226 176V177H225ZM249 178H248V177ZM217 177V178H216ZM238 177V178H237ZM247 177V178H246ZM261 177V178H260ZM164 178V177H163ZM178 178V179H177ZM199 178V179H198ZM220 178V179H219ZM222 178V179H221ZM246 178V179H245ZM257 178L259 179V180H257ZM185 181H184V180ZM204 179L205 180H207V181H204ZM215 179V180H214ZM217 179V180H216ZM234 179H236L235 181H234ZM238 179V180H237ZM240 179V180H239ZM183 180V181H182ZM211 180H212V183L213 184H215V185H213L212 183H211ZM220 180V181H219ZM227 180V183L224 185L223 184V182L225 183V181ZM181 181H182V183H181ZM218 181V182H217ZM250 181H251V183H250ZM164 182H165V178H164ZM185 182V183H184ZM198 182V183H197ZM205 182V183H204ZM231 182V183H230ZM253 182V183H252ZM170 183V182H169ZM185 185H184V184ZM187 183V184H186ZM209 183H211L210 185L211 186H214L215 188H213V187H211L210 185H209ZM221 183V184H220ZM257 183H259V184H257ZM193 184V185H192ZM197 184V185H196ZM205 184V185H204ZM218 184V185H217ZM225 186V188H224V186ZM250 184V185H249ZM257 184V185H256ZM170 185H171V183H170ZM182 185V186H181ZM187 185V186H186ZM221 185V186H220ZM230 185H231V187H230ZM241 185V186H240ZM249 185V186H248ZM252 185H253V187H252ZM255 185H256V187H255ZM262 185V186H261ZM173 186V185H172ZM205 186H207V189H208V186L210 187L208 190H206V187ZM217 186V187H216ZM222 186H223V189H222ZM237 186H238V188H237ZM183 187H185V190H184V188ZM190 187H191V189H190ZM204 187V188H203ZM220 187V188H219ZM189 188V190H187ZM247 188L249 189V190H247ZM211 189H212V191H211ZM216 190V192H215V190ZM226 189V190H225ZM230 189V190H229ZM235 189V190H234ZM254 189H255V191H254ZM258 189V190H257ZM187 190V191H186ZM194 190V191H193ZM206 190V191H205ZM210 190V193H211V195H210V193L208 192ZM219 190V191H218ZM223 190V191H222ZM244 190V191H243ZM246 190V191H245ZM193 191V192H192ZM204 191V192H203ZM214 191V192H213ZM222 191V192H221ZM225 191V192H224ZM203 192V193H202ZM217 192H218V194L220 195V194H222V195H220L219 196V198H218V196H216V195H218L217 194ZM246 192H248V193H246ZM256 192V193H255ZM261 193V194H258V193ZM262 192H263V194H262ZM194 193H195V195H194ZM225 193V194H224ZM233 193H234V195H233ZM235 193H237V194H235ZM252 193H254V194H252ZM205 194V195H204ZM207 194H209V195H207ZM227 194V195H226ZM233 196H232V195ZM249 194V195H248ZM257 194V195H256ZM213 195V196H212ZM224 195H226L225 197H223ZM236 195V196H235ZM237 195H239V196H237ZM245 195V196H244ZM253 195V196H252ZM261 195V196H260ZM172 196V195H171ZM217 197V199H215V197ZM230 196V197H229ZM195 197V198H194ZM199 197V198H198ZM211 197V198H210ZM229 197V198H228ZM243 197V198H242ZM248 197V198H247ZM254 197H255V199H257V200H255L254 199ZM260 197H263V198H260ZM180 198V199H179ZM181 198H182V200H181ZM214 198V199H213ZM223 198H225L224 200H223ZM231 198V199H230ZM233 198V199H232ZM241 198H242V200H241ZM187 200V202H185L184 203V201H186ZM191 199V200H190ZM193 199H197L198 201L200 200L201 202H202V200L203 199H205L206 200V202H202L203 203V205L206 207V208H203L204 206L202 205V203L199 201V203L197 202V204L196 203H193ZM219 199V200H218ZM235 199H236V203H238V205H236V203L234 202L235 201ZM239 199V200H238ZM250 199V200H249ZM262 199V200H261ZM181 200V201H180ZM188 200H189V202H188ZM218 200V201H217ZM226 200V201H225ZM229 200V201H228ZM225 201V202H224ZM227 201H228V203H227ZM231 201V202H230ZM251 201V202H250ZM255 201V202H254ZM220 202H222V204H220ZM232 202H233V204H232ZM252 202L254 203L253 205L254 206H252L251 204H252ZM217 203H219V205H217ZM224 203H225V205H224ZM235 203V204H234ZM251 203V204H250ZM261 203H263L262 205H261ZM194 205V206H193ZM221 205H223L222 207H221ZM233 205H236V206H233ZM247 207H246V206ZM255 205H257V207L255 206ZM199 206H200V208H199ZM203 206V207H202ZM217 206H219V207H217ZM242 206V207H241ZM252 206V207H251ZM262 206V207H261ZM233 207V208H232ZM240 207V209H242V212H241V210H239L238 208ZM245 207V208H244ZM250 207H251V209H250ZM256 207V208H255ZM192 208V209H191ZM204 210H202V209ZM217 208V209H216ZM219 208H220V210H219ZM259 208V209H258ZM194 209V210H193ZM229 209V210H228ZM234 209H237V210H234ZM192 210H193V212H192ZM197 210V212H194V211H196ZM200 210V211H199ZM225 212H224V211ZM239 210V212L237 213V211ZM258 210V211H257ZM203 211V212H202ZM224 213H223V212ZM228 213H227V212ZM230 211V212H229ZM254 211V212H253ZM185 212V211H184ZM202 212V213H201ZM234 212V213H233ZM251 212H253V214L251 213ZM257 212H260V213H257ZM187 212H185V214H186ZM226 213V214H225ZM241 213V214H240ZM244 213V214H243ZM254 213H256V215H258V218H257V216L254 214ZM223 214H224V216H223ZM232 216H231V215ZM237 214L239 215V216H237ZM248 214V215H247ZM260 214V215H259ZM262 214V215H261ZM203 215V216H202ZM251 215V216H250ZM253 215V216H252ZM256 217H255V216ZM216 216V215H215ZM236 216V217H235ZM244 216V217H243ZM250 216V217H249ZM222 217V218H221ZM240 217H241V219L242 220H244V222L245 223H243V221L240 219ZM197 218V219H198ZM217 218V217H216ZM229 218V219H228ZM253 218V219H252ZM233 219V220H232ZM250 219V220H249ZM217 220H219L218 218H217ZM229 220V221H228ZM232 220V221H231ZM207 221H208V218H207ZM207 221L205 222V224H206V226L207 227H209L208 229H209V231H211L210 230V227H211V225H210V222H209V224H207ZM234 221V222H233ZM248 221V222H247ZM251 221V222H250ZM232 222V223H231ZM252 223H254V224H252ZM257 223V224H256ZM236 225L235 226V228L233 227L234 225ZM248 224V225H247ZM241 225V226H240ZM242 225L244 226V227H242ZM245 225H247L248 227H251V228H248L247 226H245ZM255 225V226H254ZM229 226V227H228ZM232 226V227H231ZM238 226V227H237ZM237 227V228H236ZM247 229H246V228ZM258 227V228H257ZM261 227V228H260ZM232 228H234V230L232 229ZM238 228H240V229H238ZM243 228H245V231L243 230ZM236 229H238L237 231H236ZM249 229V230H248ZM251 229H253L252 231H251ZM256 229V230H255ZM239 230H241L240 231V233H237V232H239ZM263 230V231H262ZM236 233H235V232ZM242 231H244V232H242ZM250 231V232H249ZM254 231V232H253ZM232 232V233H231ZM246 233V234H245ZM253 234V235H252ZM246 235V236H245ZM255 235V236H254ZM248 236H250V237H248ZM243 237H241L239 240H243ZM251 237H254V239L253 238H251ZM261 237V238H260ZM258 239V240H257ZM259 239H260V242H259ZM254 242H255V244H254ZM253 243V244H252ZM257 243V244H256ZM250 245V246H251ZM261 246V247H260ZM252 247V246H251ZM257 247H258V250H257ZM259 249H260V251H259ZM262 250H263V252H262ZM260 252H261V254L263 255H261L260 254ZM262 256V257H261ZM261 258V259H260ZM263 259L261 260V263L262 264H264L263 263ZM260 263V264H261Z\"/></svg>", "mask_w": 264, "mask_h": 264}, {"label": "bare ground", "instance_id": "obj_3", "mask_svg": "<svg viewBox=\"0 0 264 264\" xmlns=\"http://www.w3.org/2000/svg\"><path fill=\"white\" fill-rule=\"evenodd\" d=\"M113 1V0H112ZM139 1V0H138ZM141 1V0H140ZM139 1V2H140ZM145 1H149L151 4H154L155 6H153V5H142V6H140V5H136L137 4V0H136V2H133L134 3V5H136V7L134 8V10H136V11H132V12H134V14L133 13H131V12H129L131 9H129V8H131V4L129 3V2H127V0H121L119 3L116 1V2H110V0L109 1H99V0H0V24L2 23L6 28L5 29H0V36H1V38H0V41L1 42H4V44L5 43H7V42H12L13 40H15L16 42H20V41H23L24 40V43H26V40H25V37H24V39L23 40H19V38L21 39L22 38V36L23 35H20L21 37H19L18 38V36H16V33H14L13 32V34H12V30H11V28L12 27H19L20 25H22L21 26V28H18V29H22L21 30V33L22 34H27V35H30L32 38H34V43H32V44H34L33 45V48L36 46V45H38V46H40L41 44H43V42H58V43H61V44H63V45H72L71 47L74 49V50H77L78 51V49L79 50H81L82 51V55L86 58V54L87 55H89V56H91V57H93V58H96V59H99V60H103L106 64H107V66H106V69L105 70H107L108 71V75L110 76V77H112V78H114L115 79V77H116V79H117V76H118V79H119V75H118V73H120V72H123L122 70H124V72L123 73H127V76L128 75H131V72L130 71H132L133 73L135 72H138V69L140 70H142V71H144L145 72V75L147 74L148 76H149V78H148V81H147V79L145 78L146 76H144V78H143V80L145 79L148 83H150V81H152V80H150L151 78L152 79H156V83H157V81L159 82L160 81V84L159 83H157L160 87H162V88H168L170 91H172V93L171 94H174V96H175V94L176 95H178V93L179 94H181V93H183V94H187V95H190V91H191V89H195V87H193L192 88V86H190V88H189V85H183V82H185V81H181L180 80V78L178 77V75L179 74H181V73H183V74H185V72H187L189 75H185L186 77L187 76H189V77H191V76H197V78H198V76L202 73L200 70L201 69H198L199 68V66H198V64H200V63H202V61H203V63L204 62H206L207 60L205 59L206 58V56H212V55H215V52H214V54H212V55H207V53L208 52H210V51H220V49H223L224 48V50H227V49H225V45L227 46V44L225 43V45H223L222 43H221V41H219L218 42V44H215V42L213 41L214 39V32H215V34H216V32L217 31H215V30H218L219 32H217V34L216 35H224V37L225 36H228V35H226L225 34V32L223 33V31H220L221 29H226L227 27H229V26H232V28H234L235 29V31H236V33H237V37H236V44H239L238 43V40H240V38H239V35H240V32H244V31H242V30H245V25H244V22L246 21V19H247V14H242V16H241V18L239 19H237L236 17H234L233 16V14L231 13V12H224V13H222V14H220L222 17H223V15H225L226 14V17L225 18H223L222 20H220V22H219V20L217 21L216 19V16H217V13H215L216 14V16L214 17V13L212 12V13H203V12H201V14L200 13H198V10H196V9H189V10H185L184 9V11H179L178 13H175V14H172L171 13V11H170V13H164V16L163 15H161L160 13H159V16H157L156 15V8H158L159 10H162L163 8H169V7H172V6H177V4L179 3L180 5L181 4H184V0H145ZM189 1V0H188ZM194 1V0H193ZM200 1V0H199ZM206 1V0H205ZM204 0L202 1V3L203 2H205ZM256 1V0H255ZM195 2H196V0H195ZM237 2V1H236ZM107 3H108V8H110V9H113V12L112 13H108V14H104L103 13V10L104 9H108V8H105V5H107ZM141 3V2H140ZM139 3V4H140ZM185 3H189V2H185ZM193 3V2H192ZM206 4L208 3V1H206L205 2ZM109 4L111 5V6H109ZM178 4V5H179ZM197 4H198V2H197ZM197 4H195L194 3V5L196 6ZM188 5V4H187ZM193 5V6H194ZM209 5H210V3H209ZM183 6V5H182ZM205 6V5H204ZM214 5L211 3V7H213ZM178 7V6H177ZM190 7V6H189ZM191 7H192V5H191ZM199 8V7H198ZM197 8V9H198ZM201 8V7H200ZM213 8H215V7H213ZM212 8V9H213ZM255 8H256V6H253L252 8H249L248 10H249V12H251V14H254V13H256V11H255ZM206 9V8H205ZM204 9V10H205ZM208 9V8H207ZM206 9V10H207ZM210 9V8H209ZM211 9V10H212ZM167 10V9H166ZM171 10V9H170ZM164 11V10H163ZM168 11V10H167ZM167 11H165V12H167ZM176 11V10H175ZM128 12L130 13V14H128ZM136 12V13H135ZM169 12V11H168ZM206 12V11H205ZM163 16V17H161V16ZM219 15V16H220ZM9 18H12L14 21H15V24H12L13 22V20L11 21L12 23H10L9 21H8V19ZM232 21V22H231ZM256 21H258V22H256ZM252 25H255V27L257 26V27H259V25H260V23H259V20H255V18L253 19L252 18ZM14 25V26H13ZM2 28H4V27H2ZM16 29H14L13 31H15ZM229 31V30H228ZM234 31V30H233ZM222 32V33H221ZM219 33V34H218ZM77 36L78 35V38H76L75 39V36ZM213 37V38H212ZM219 37V36H218ZM218 37H216V39L218 38ZM222 37V36H221ZM220 37V38H221ZM244 37V36H243ZM243 37L241 38V39H243ZM253 37H255V39H257V41H254L253 42V44L255 43V42H258V43H255L256 44V47L258 48V50L256 49L255 50V48H253L254 49V53H253V55L255 54V56H259L258 57V59H260V60H257L258 61V63L260 64H262V67H260V66H258V70H263L264 71V41H262V40H260L259 38H256V36H253ZM9 38H11V40L9 39ZM73 38V41H71V39ZM231 38H233V37H231ZM239 38V39H238ZM2 39H3V41H2ZM226 39V38H225ZM225 39H223V40H225ZM227 39H230L229 37H227ZM226 39V41L225 42H229V45H230V43H232V42H230V41H228ZM246 39H247V41H248V38L246 37ZM258 39H259V41H258ZM250 40V39H249ZM218 41V40H217ZM14 42V41H13ZM10 43L11 45H14V43ZM240 42V41H239ZM28 43H30L29 41H28ZM2 44V43H1ZM0 44V45H1ZM4 44H2L3 46H5ZM23 44V43H22ZM31 44V43H30ZM36 44V45H35ZM1 45V46H2ZM7 45V47H8V49H9V46L10 45H8V44H6ZM17 45V44H16ZM25 45H27V46H30L29 44H25ZM25 45H22L21 47H23V48H25L26 46ZM45 45V44H44ZM43 45V46H44ZM229 45L227 46V47H229ZM244 45V44H243ZM250 45H252V42H250ZM2 46V47H3ZM18 46V45H17ZM16 46V47H17ZM32 46V45H31ZM50 46V45H49ZM234 46V45H233ZM253 46V45H252ZM14 47V46H13ZM231 47V46H230ZM254 47V46H253ZM28 48V52H29V50H31L32 51V53L36 50V48H31V47H27ZM26 48V49H27ZM3 49V48H2ZM11 49V48H10ZM13 49H16V48H13ZM13 49H11V50H13ZM21 49V48H20ZM25 49V50H26ZM235 49H237V47L235 48ZM243 49V48H242ZM251 49V48H250ZM11 50H9V51H11ZM19 50V49H18ZM239 50V49H238ZM3 51H5V50H3ZM7 51V50H6ZM22 52L23 50H19L18 52ZM38 51V49L36 50V52ZM228 51V50H227ZM226 51V52H227ZM230 51V50H229ZM13 52H15V50L13 51ZM12 52V53H13ZM28 52H27V54H28ZM36 52L34 53V56L35 55H37L36 54ZM79 52V51H78ZM131 52H133L135 55L132 57V55L130 56V55H126V53H131ZM237 52V51H236ZM244 52H246L245 51V49H244ZM53 53V52H52ZM231 53V52H230ZM250 54H251V52H249ZM56 54H58L57 52H56ZM61 54V53H60ZM224 54V53H223ZM31 55V54H30ZM50 55V57L48 58V57H46L45 56V58L44 57H42L41 59V61H43V58L47 61V59H50V58H53V57H55L54 56V54H53V57H51V53L49 54ZM63 55V54H62ZM225 55V54H224ZM245 55H247V52H246V54ZM88 56V57H89ZM130 56V57H129ZM217 57H218V55H216ZM228 56V55H227ZM231 56V55H230ZM249 56V55H248ZM35 57H37V59H38V55L37 56H35ZM57 58H60L62 61L63 60H65L66 59V57L65 56H61V57H65V58H61L60 56L58 57V56H56ZM210 57H209V59H210ZM220 57V56H219ZM218 57V58H219ZM225 57H226V55H225ZM232 57V56H231ZM214 58V56L212 57V59ZM223 58V57H222ZM238 58V57H237ZM240 58V57H239ZM255 58V57H254ZM59 59V60H60ZM68 59V58H67ZM66 59V60H67ZM74 59V58H73ZM89 59V58H88ZM87 58H86V60H88ZM203 59H205L206 61H204ZM212 59H210L211 61H212ZM221 59V58H220ZM225 59H227V58H225ZM229 59H230V57H229ZM27 60V59H26ZM29 60V59H28ZM53 60V63L54 62H56V58H55V60H54V58L52 59ZM61 60L58 62L57 61V63H61ZM65 60V61H66ZM70 60H71V58H70ZM74 60H76V59H74ZM74 60H71L72 61V63H73V61ZM98 60V61H99ZM216 60H217V58H216ZM216 60H215V62H216ZM38 61H40V60H38ZM38 61H35V62H38ZM69 61V60H68ZM70 61V62H71ZM77 61V60H76ZM89 61V60H88ZM218 61H220V60H218ZM217 61V62H218ZM224 61V60H223ZM49 62V61H48ZM52 62V61H51ZM222 62V61H221ZM229 62H230V60H229ZM234 62V61H233ZM239 62V61H238ZM244 62V61H243ZM28 63V62H27ZM39 63V62H38ZM45 63V61H43V63L42 62H40V64H38L37 66H39L40 67V65L41 64H44ZM65 63V62H64ZM64 63H61V64H64ZM67 63V62H66ZM71 63V64H72ZM90 63H93V62H90ZM207 63H209L210 64V61L208 60V62ZM220 63V62H219ZM225 63V62H224ZM223 63V64H224ZM256 63V62H255ZM26 64V63H25ZM46 64H47V62L45 63V66H46ZM49 65H51L50 63H48ZM61 64L60 65H57L56 64V67H55V64H52L53 65V67H51V69L53 70V68H55L54 69V71L55 70H57V71H55V72H58V66L59 67H61ZM68 68H70V63L68 62ZM84 64H86L85 62H84ZM205 64V63H204ZM213 64H215L214 62H213ZM221 64V63H220ZM29 65H31V64H29ZM51 65V66H52ZM65 65V64H64ZM64 65H62L63 66V69H64ZM88 65V64H87ZM217 65V64H216ZM235 65V64H234ZM233 65V66H234ZM81 66V65H80ZM83 66V65H82ZM86 66V65H85ZM138 66L140 67V68H138ZM200 66H202V65H200ZM215 66V65H214ZM213 66V68H216V66L214 67ZM220 65H218V67H219ZM221 66H222V64H221ZM232 66V67H233ZM42 67H43V65H42ZM66 66H65V69L67 68ZM135 67H137V70H136V68ZM196 67H198V68H196ZM203 67V66H202ZM212 67V66H211ZM223 67V66H222ZM222 67H219V68H222ZM28 68V67H27ZM49 68V67H48ZM77 68V67H76ZM75 68V69H76ZM201 68V67H200ZM205 67H203V69H204ZM207 68H209V69H207ZM207 68H206V71H208V70H210V71H213V70H211L210 69V67H208V65H207ZM257 68V67H256ZM64 69V70H65ZM81 70L83 69V67H81L80 68ZM90 69V68H89ZM92 69V68H91ZM103 69V68H102ZM227 69V68H226ZM226 69H225V71H226ZM242 69H244V68H242ZM64 70H59V72L60 71H64ZM76 70H78V69H76ZM83 70H86V69H83ZM104 70V69H103ZM216 70V69H215ZM214 70V71H215ZM248 70V69H247ZM49 71H51V70H49ZM71 72V69L70 70H68V72ZM79 72H80V70H78ZM77 71V72H78ZM141 71V72H142ZM206 71L204 70V77L205 78H207L206 77V75L208 74V73H210L209 71H208V73L207 74H205L206 73ZM224 71V70H223ZM222 71V73H221V75L222 74H224V72ZM231 71V70H230ZM234 71V70H233ZM58 72V73H59ZM65 72V71H64ZM69 72V73H70ZM78 72V73H79ZM82 72V71H81ZM95 72L96 73H100V70H95ZM94 72V73H95ZM249 72V71H248ZM258 72V71H257ZM260 72V71H259ZM50 73V72H49ZM66 73V72H65ZM73 73V72H72ZM74 73H76V71L74 72ZM84 73V75H87L88 73L86 72L85 73V71L83 72ZM128 73H130V74H128ZM132 73V75H134L135 76V73L133 74ZM140 73V72H139ZM213 73V72H212ZM211 73V74H212ZM225 73H227V72H225ZM264 73V72H263ZM51 75H52V73H50ZM61 74V75H60ZM67 75H65L64 73H59V75L61 76V77H64V76H68V78H71V75L69 76L68 75V73H66ZM82 74V73H81ZM117 74V75H116ZM121 74V73H120ZM210 74V75H211ZM231 74V73H230ZM260 74V73H259ZM63 75V76H62ZM84 75H82V77H84ZM122 75V74H121ZM124 75V74H123ZM123 75H122V77H123ZM141 74H139V76H140ZM203 75V74H202ZM202 75H200L201 77H202ZM208 76V83H209V79H210V77L211 76ZM237 75V74H236ZM257 75H258V73H257ZM260 75H262V74H260ZM57 76V75H56ZM88 76H90V75H87V76H85V77H88ZM184 75H182V77H181V79L183 78V77H185ZM215 76H218V75H215ZM225 76V75H224ZM227 76V75H226ZM51 77V79H53L52 81H54V80H56V81H58V82H56V83H54V85L56 84V86L58 85L57 83H59L60 81H61V79H59V80H57V79H55V77L54 78H52L53 76H49V78ZM58 77V76H57ZM75 76H73V78H74ZM77 77V76H76ZM81 77V76H80ZM125 77H126V75H125ZM151 77V78H150ZM212 77H213V75H212ZM211 77V78H212ZM220 77V76H219ZM219 77H218V79H219ZM235 77V76H234ZM237 77V76H236ZM73 78H71V80L73 79ZM91 78V77H90ZM109 78V77H108ZM131 78V77H130ZM133 78V77H132ZM137 78V77H136ZM140 78H142V77H140ZM139 77H138V79H140ZM179 78V79H178ZM193 78V77H192ZM192 78H189V79H191L192 80ZM196 78V77H195ZM221 79H223V80H225L224 82H226V77H225V79L224 78H222V77H220ZM258 78V77H257ZM64 79V78H63ZM62 79V80H63ZM84 79V78H83ZM86 79H88V78H85L84 80H86ZM116 79H115V81H116ZM117 79V80H118ZM134 79V78H133ZM187 79V78H186ZM213 79H215V78H213ZM239 79V78H238ZM264 79V78H263ZM50 80V79H49ZM65 80H68V79H64L63 81H65ZM78 80V79H77ZM76 80V81H77ZM80 80H82V78L80 79ZM89 80V79H88ZM87 80V81H88ZM110 80V79H109ZM121 79H119V81H120ZM131 80V79H130ZM136 80V79H135ZM142 79L141 80H137V81H143ZM144 80V81H145ZM198 80V79H197ZM196 80V81H197ZM201 80H202V78H201ZM220 80V79H219ZM240 80H241V78H240ZM261 80V79H260ZM73 82H74V80H72ZM87 81L85 82V81H80V83L82 84V82H84L85 84L87 83ZM118 81V82H119ZM123 81V80H122ZM122 81H120V82H122ZM125 82L127 81V79H125L124 80ZM199 81V84H200V79L198 80ZM203 81V80H202ZM212 81V80H211ZM222 81V80H221ZM66 82V81H65ZM64 82V83H65ZM94 82V81H93ZM129 82V81H128ZM132 82V81H131ZM135 82V81H134ZM147 82H142L143 83V85H145ZM187 82V81H186ZM193 82H194V78H193ZM191 83V85L193 84V86H194V83ZM213 82V81H212ZM219 82V81H218ZM229 82V81H228ZM243 82V81H242ZM241 82V83H242ZM259 82V81H258ZM264 82V81H263ZM50 83H51V81H50ZM53 83V82H52ZM63 82H61V83H59V84H62ZM62 84V86H55L56 88H59V89H61L62 87L64 88V85H66V87H67V85H68V83L66 84ZM70 83H72V82H70V80H69V84ZM90 83V84H89ZM95 83V82H94ZM137 83H139V82H137ZM142 83L140 82V84L142 85ZM146 84V85H149V84ZM195 83H197V82H195ZM204 83V82H203ZM214 83V82H213ZM219 83H222V82H219ZM255 83H256V79H255ZM73 84V83H72ZM72 84H70V85H68L69 87L68 88H64V90L66 91L67 89L68 90H70L71 88L70 87H73V86H71ZM85 84H83V85H85ZM91 84H93L91 81L90 82H88L86 85L87 86H89V88L88 87H84L85 88V90L84 91H86V89L88 88V89H92V86H96V84H94V85H91ZM131 84H133V82L131 83ZM134 84H136V83H134ZM139 84V85H140ZM185 84V83H184ZM188 84V83H187ZM207 84V83H206ZM206 84H204V85H206ZM212 83H210V86H212L211 85ZM215 84V83H214ZM244 84V83H243ZM243 84H241V85H243ZM246 84V83H245ZM249 84H250V82H249ZM261 84V83H260ZM52 85V84H51ZM82 85V86H83ZM97 85H98V83H97ZM121 85H123V84H121ZM126 85V84H125ZM128 86H130V84H127ZM137 85V84H136ZM138 85V86H139ZM140 85V86H141ZM152 85V84H151ZM208 85V84H207ZM221 85V84H220ZM226 85V84H225ZM95 86L93 87V88H95ZM124 86V85H123ZM153 86V85H152ZM154 86H156V85H154ZM195 86H197V84L195 85ZM200 86H202V83H201V85ZM200 86H199V88H200ZM219 85H217V87H218ZM223 86V85H222ZM228 86V85H227ZM227 86H225V87H227ZM230 86V85H229ZM234 86H236V85H234ZM244 86V85H243ZM75 87V86H74ZM124 87H126V86H124ZM131 87H133L132 85H131ZM131 87H129V88H131ZM147 87V86H146ZM149 87V86H148ZM203 87V86H202ZM205 87V86H204ZM214 87V86H213ZM224 87V86H223ZM258 87H260V86H258ZM63 88H62V90H63ZM70 88V89H69ZM80 88V87H79ZM99 88H101L102 89V87H99ZM134 88H136L135 86H134ZM140 89L142 88V87H139ZM138 87L136 88V89H139ZM150 88V87H149ZM153 88V87H152ZM157 87H155V91L157 92H159V90H157L156 89ZM197 88H198V86H197ZM196 88V89H197ZM206 88H207V86H206ZM206 88H204V89H206ZM227 88H229V87H227ZM264 88V87H263ZM51 89H52V86H51ZM87 89V90H88ZM124 89H126V88H124ZM154 89V88H153ZM159 89V88H158ZM218 89H220V88H218ZM233 89V88H232ZM232 89H231V91H232ZM243 89V88H242ZM253 89V88H252ZM260 89V88H259ZM261 89H262V87H261ZM76 90V89H75ZM78 90H82L81 88L80 89H77L76 91H74V88H72V92H76L77 93V91ZM93 90V89H92ZM92 90H90V91H92ZM98 90V88L96 87V89H95V91L96 92H93L94 94H96V96H98L99 94H101L100 96H102V93H100V92H103V91H101L100 89H99V94L97 95V91ZM127 90V89H126ZM129 90V89H128ZM127 90V91H128ZM130 90H132V89H130ZM129 90V91H130ZM149 90H151V89H149ZM168 90V91H169ZM198 90V89H197ZM196 90V91H197ZM202 90V89H201ZM200 90V91H201ZM211 90V89H210ZM209 90V91H210ZM216 90H217V88H216ZM223 90V89H222ZM226 90V89H225ZM65 91L63 92V93H65ZM83 91V90H82ZM133 91H136V90H133ZM138 91H140V90H138ZM138 91H136V92H138ZM153 91V90H152ZM151 91V92H152ZM163 91H164V89H163ZM204 91H206V90H204ZM208 91V90H207ZM208 91V92H209ZM213 91V90H212ZM215 91V90H214ZM218 91H220V90H218ZM234 91V90H233ZM255 91H257V90H255ZM263 91V90H262ZM67 92V91H66ZM72 92H70L71 94H72ZM131 92V91H130ZM136 92H134V93H136ZM227 92H228V89H227ZM230 92V91H229ZM236 92H238V91H236ZM242 92V91H241ZM69 93V92H68ZM67 93V94H68ZM79 93H83V92H79ZM87 93V91L85 92V93H83V95H85ZM160 93H161V91H160ZM170 93V92H169ZM193 93H195V91L193 90ZM193 93H191V95H193L194 96V94ZM206 93V92H205ZM204 93V94H205ZM222 93V92H221ZM232 93V92H231ZM105 94V93H104ZM103 94V95H104ZM130 94V93H129ZM133 94V93H132ZM139 94V93H138ZM140 94H141V91H140ZM152 94V93H151ZM203 94V93H202ZM213 93H210V95H212ZM222 94H224L223 96H226L225 95V92L224 93H222ZM221 94V95H222ZM227 94V96H228V93H226ZM230 94V93H229ZM233 94V93H232ZM245 94H247L246 92H245ZM245 94H244V96H245ZM250 94V92L248 93V95ZM264 94V93H263ZM69 95V94H68ZM73 95V94H72ZM77 95V94H76ZM75 94L73 95L74 97H77ZM80 96V94H78V97H79V99H81L82 100V98H85L84 96ZM134 96H135V94H133ZM133 95H131V96H133ZM161 95V94H160ZM159 95V96H160ZM182 95V94H181ZM180 95V96H181ZM190 95V96H191ZM218 95V94H217ZM234 95V94H233ZM232 95V96H233ZM93 96L95 97V95H92V97H91V99H94V101H95V105L97 104V103H100L101 101H100V99H99V102H97L98 100L97 99H95V98H93ZM99 96V97H100ZM162 96V95H161ZM163 96H165L164 94H163ZM170 96V95H169ZM174 96L172 97V95H171V97H172V101H173V98H174ZM179 96V97H180ZM192 96V97H193ZM197 96H200V94H198V95H196L195 96V100H197L196 99V97ZM202 96V95H201ZM205 96V95H204ZM207 96H208V94H207ZM207 96H205V97H207ZM223 96H222V98H223ZM241 96V95H240ZM240 96H238V97H240ZM243 96V97H244ZM247 96V95H246ZM251 96V95H250ZM256 96V95H255ZM67 97H69V96H67ZM66 97V98H67ZM71 97V96H70ZM77 97V98H78ZM88 97V96H87ZM86 97V98H87ZM104 97V96H103ZM115 97V96H114ZM113 97V98H114ZM141 97V96H140ZM166 97V96H165ZM170 97V98H171ZM219 97H221V96H218V98ZM230 97V96H229ZM235 97V96H234ZM237 97V98H238ZM247 97H249V96H247ZM253 97V96H252ZM77 98L75 99V100H77ZM105 98V97H104ZM104 98H102L103 100H102V102L104 101ZM142 98V97H141ZM151 99V101H153L152 100V98H156V96L155 97H150ZM162 98H164V97H161V100H162ZM170 98H168V97H166V100L167 99H169L170 101H171V99ZM185 98V97H184ZM188 98H190V97H188ZM198 99H199V97H197ZM212 100H215L214 102L216 103V101L218 102V98L217 99H215V96H213V98H212V96L210 97ZM209 98V99H210ZM263 98H264V96H263ZM130 99H132L133 101H134V98L132 97V98H130ZM138 99V98H137ZM176 99H177V97H176ZM183 99V98H182ZM202 99V98H201ZM201 99H199V101L201 100ZM207 99V98H206ZM206 99H204V100H206ZM228 100L229 98L227 97V98H223V100ZM232 99V98H231ZM250 99V98H249ZM258 99V98H257ZM70 100V99H69ZM71 100L73 101V99L71 98ZM80 100V101H81ZM87 99H84V101H86ZM89 100H90V97H89ZM89 100H87V101H89ZM112 100H114V99H112ZM168 100V101H169ZM184 100V99H183ZM186 100H187V98H185V100L184 101H178V102H175V101H173L172 103H176V105H175V107H179L180 106V104L182 103V102H184V104H185V102H186ZM190 100H191V98H190ZM194 100V101H195ZM211 100V102L213 103V101ZM220 100H222L221 98H220ZM234 100H237L236 99V97H235V99ZM234 100H233V102H234ZM239 100V99H238ZM243 100V99H242ZM247 100H248V98H247ZM259 100H260V98H259ZM263 100V99H262ZM77 101H79V100H77ZM77 101H73V102H77ZM83 101V100H82ZM118 101H120V100H118ZM138 101H139V99H138ZM138 101H134V102H138ZM193 101V99H192V102L191 101H189V100H187V102L186 103H188V102H190V103H193L194 102ZM228 101H230V99L228 100ZM90 102H92V101H90ZM106 102L107 101H105V104H106ZM117 102V101H116ZM141 102H142V100H141ZM141 102H139V105H141ZM204 102H206V101H204ZM207 102H210V100H208L207 99ZM210 102V103H211ZM226 102V101H225ZM225 102H223V105H225L226 103ZM243 102V101H242ZM246 102V100L244 101V103ZM257 102V101H256ZM79 103H81V102H79ZM86 103V102H85ZM155 103V102H154ZM153 103V104H154ZM163 103H164V100H163ZM172 103H168V104H172ZM174 103V104H175ZM197 103V102H196ZM195 103V105H197ZM210 103H208L209 105H211ZM214 103V104H215ZM222 103V102H221ZM228 103V102H227ZM231 103H232V101H231ZM258 103H260L259 101H258ZM87 104V103H86ZM90 104V103H89ZM88 104V105H89ZM103 105L104 107L106 106V105ZM116 104V103H115ZM121 104V103H120ZM123 104V103H122ZM201 104H202V102H201ZM206 104V103H205ZM208 104H206V105H208ZM218 104H220V102L218 103ZM242 104V103H241ZM87 105V107H92V106H88ZM92 105H93V103H92ZM100 105H102L101 103H100ZM127 105V104H126ZM126 105L124 106L125 107V109H124V107H123V111L125 110V111H127V108L128 107H126ZM150 106L152 105V102H151V104H149ZM165 106H167L166 105V103L164 104ZM193 105H194V103H193ZM199 105V104H198ZM209 105H208V107H209ZM216 105H217V103H216ZM228 105V107H229V105L230 104H227ZM226 105V106H227ZM249 105V104H248ZM247 104H246V106L245 107H247L248 106ZM84 107H86L85 106V104L83 105ZM97 106V105H96ZM182 106H183V103H182ZM181 106V108L180 109H182L183 107ZM185 106V105H184ZM186 106L187 107H189V108H191V107H193L191 104H189L188 103V105L186 104ZM204 106V105H203ZM212 106V105H211ZM219 107H220V105H218ZM225 106V107H226ZM236 106V105H235ZM239 106V105H238ZM250 106V105H249ZM251 106H253V105H251ZM256 105H254V107H255ZM258 106V105H257ZM98 107H100V106H98ZM107 107V106H106ZM106 107H105V109L104 108H99V109H104V111L106 110ZM117 109H118V107H117V105L115 106ZM115 107L114 108H112L113 110L115 109ZM141 107H142V105H141ZM155 107V106H154ZM168 107V106H167ZM173 107V106H172ZM171 107V108H172ZM175 107H173V108H175ZM186 107V108H187ZM195 107H197V106H195ZM194 107V108H195ZM213 107H214V105H213ZM222 108H224V110H226V108H227V110H228V107H224V106H221ZM81 108V107H80ZM93 108H95V107H93ZM92 108V109H93ZM121 108H122V106H121ZM143 109H144V107H142ZM157 108H159V107H157ZM170 108V107H169ZM185 108V107H184ZM188 108V109H189ZM200 108H202V110H204L203 109V107H202V105H201V107ZM199 107L197 108V109H200ZM207 108V107H206ZM215 108V107H214ZM217 108V107H216ZM250 108V107H249ZM248 108V109H249ZM108 109L110 110L111 108H109L108 107ZM116 109V110H117ZM120 109V108H119ZM151 107L149 108V111H147L146 112V114L148 113V112H150L151 111ZM192 109V108H191ZM196 109V110H197ZM238 109V108H237ZM236 109V110H237ZM248 109L246 108V110L248 111ZM254 109V108H253ZM252 109V111H251V109L248 111L249 113L251 112H253L254 110H256V108L253 110ZM260 109H262V108H260ZM87 110H91V109H87ZM109 110H107L108 111V113L110 112ZM113 110H112V112H113ZM116 110H114V112H116ZM130 110V109H129ZM146 110V109H145ZM153 110V109H152ZM172 110V109H171ZM174 110V109H173ZM172 110V112H176V111H178V109L176 110V111H173ZM184 110V109H183ZM206 111H207V109H205ZM204 110V111H205ZM213 110V112H216V115L218 114V113H220L221 111H219V112H217L218 110H220L219 108H218V110L216 111L215 109H212ZM211 110V111H212ZM215 110V111H214ZM222 110V109H221ZM226 110V111H227ZM239 110V109H238ZM237 110V111H238ZM241 110V109H240ZM245 110V109H244ZM258 110V109H257ZM264 110V109H263ZM82 111V110H81ZM92 111H95V110H92ZM119 111V110H118ZM122 111V110H121ZM121 111H119V112H117V113H119L118 114V116L119 115H121L120 113H122ZM168 111V110H167ZM180 111V110H179ZM192 111H193V109H192ZM192 111H191V113H192ZM194 111H195V109H194ZM200 111V110H199ZM228 111H230V110H228ZM89 112V111H88ZM87 112V113H88ZM128 112H130V111H128ZM127 112V113H128ZM152 112V111H151ZM160 112V111H159ZM196 112H198V111H196ZM195 112V113H196ZM235 112V111H234ZM97 113H98V111H97ZM97 113H95V114H97ZM99 113H101V112H99ZM105 113V112H104ZM117 113H116V115H117ZM145 113V112H144ZM176 113H178V112H176ZM175 113V115H176V117H178L177 116V114ZM182 113V112H181ZM184 113V112H183ZM190 113V112H189ZM188 113V114H189ZM207 114V115H210L209 113H204V112H201V113H198V114ZM222 113H224V111L223 112H221V114ZM230 113H231V111H230ZM233 113V112H232ZM231 113V114H232ZM244 113V112H243ZM93 114V113H92ZM105 114H107V113H105ZM114 114V113H113ZM113 114H111V116L113 117L114 115ZM150 115H151V113H149ZM153 114V113H152ZM157 114V113H156ZM174 114V113H173ZM172 114V116H174ZM179 114V113H178ZM202 114V117L205 119V117L208 119V117L209 116H207V115H205V117H204V115ZM211 114H213L212 112H211ZM215 114V113H214ZM227 114V113H226ZM234 114V113H233ZM238 114H240V111H239V113ZM245 114V113H244ZM243 114V115H244ZM94 115V114H93ZM92 115V116H93ZM100 116H101V114H99ZM110 115V114H109ZM114 116L113 117V119H111L110 121H113L114 119H116L117 120V116ZM123 115H129V113L128 114H126V113H124L123 112ZM159 115V114H158ZM158 115H157V117H158ZM169 115H171L170 113H169ZM181 115V114H180ZM185 115H187V114H185ZM190 115V114H189ZM197 115V114H196ZM194 113H192V115L190 116V117H192V116H196ZM224 115V114H223ZM223 115H221V117L223 116ZM242 115V116H243ZM264 115V114H263ZM89 115H86V117H88ZM96 116V115H95ZM96 116L97 117V120H99V118L101 119L103 116ZM111 116H108V118L109 117H111ZM152 116H154V114L152 115ZM159 116H161V114L159 115ZM165 116V115H164ZM172 116H170V117H172ZM238 116V115H237ZM247 117H248V115H246ZM253 116V115H252ZM252 116H251V118H252ZM255 116V115H254ZM90 117V116H89ZM88 117V118H89ZM119 117H121L122 118V120H123V117L124 116H119ZM128 117V116H127ZM130 117V116H129ZM155 117H156V115H155ZM175 117V118H176ZM198 118L200 117V115H198L197 116ZM213 117H215L214 115H213ZM212 117V118H213ZM232 117H233V115H232ZM232 117H230L231 118V120H230V118L229 119H225V121L226 122H224L223 120V122H224V124L225 123H227L228 121L227 120H229V121H233L232 120ZM94 118V117H93ZM107 118V119H108ZM125 118V117H124ZM131 118V117H130ZM158 118H160V117H158ZM181 118H183V117H181ZM217 118V117H216ZM216 118L214 119H211V120H216ZM219 118H220V116H219ZM223 119H224V116L222 117ZM226 118H227V115H226ZM234 118V117H233ZM94 119H96V118H94ZM125 119H127L128 120V118H125ZM124 119V120H125ZM152 119H153V117H152ZM151 119V120H152ZM155 119V118H154ZM153 119V120H154ZM177 119V118H176ZM188 119V118H187ZM191 119V118H190ZM195 119H196V117H195ZM200 119H201V117H200ZM200 119H198V120H200ZM236 119V121L237 120H239V119H241V115H240V117H239V119L238 118H235ZM245 119V118H244ZM254 119V118H253ZM130 120V119H129ZM128 120V121H129ZM137 120V119H136ZM136 120H135V122H136ZM157 120V119H156ZM159 120H161V119H159ZM172 120V119H171ZM178 120V119H177ZM179 120H181L180 118H179ZM178 120V121H179ZM189 120V119H188ZM193 120V119H192ZM219 120V119H218ZM217 120V122L219 123L220 121H218ZM247 120V119H246ZM103 121H104V123H103V125L105 124V119H103ZM103 121H100V122H103ZM107 121H109V120H107ZM130 121H132V119L130 120ZM129 121V124L131 123ZM158 121V120H157ZM164 121H166V120H163V122ZM175 121V125H177V121L176 120H174ZM173 121V122H174ZM187 121V120H186ZM196 121V120H195ZM200 121H203V120H200ZM204 121H206V120H204ZM248 121V120H247ZM260 121V120H259ZM114 122H117L118 123V120L117 121H114ZM122 122L124 123L125 121H121V123H119V125H122L123 127H125V126H127V125H124V124H122ZM135 122H133V123H135ZM141 122V121H140ZM156 122V121H155ZM159 122V121H158ZM163 122L161 123V121H160V126H162L163 125ZM188 122V121H187ZM193 122V121H192ZM238 122V121H237ZM95 123H98V124H101V123H99V122H96L95 121ZM94 123V124H95ZM126 123V122H125ZM128 123V122H127ZM179 123V122H178ZM184 123V122H183ZM200 123V122H199ZM198 123V124H199ZM222 123V122H221ZM229 123V122H228ZM231 123V122H230ZM229 123V124H230ZM234 123H236V122H233V123H231L232 125L234 124ZM245 123V122H244ZM252 123V122H251ZM250 123V124H251ZM253 123H254V121H253ZM255 123H257V122H255ZM97 124V125H98ZM108 124V126H106V127H109V125L111 124H109V123H107ZM156 124V123H155ZM162 124V125H161ZM166 125H167V123H165ZM185 124V123H184ZM207 124H209V123H207ZM213 124V123H212ZM227 125V126H231V125ZM237 124V123H236ZM240 124V123H239ZM239 124H237V126L239 125ZM243 124V123H242ZM241 124V126H243ZM246 124V123H245ZM250 124H248L249 126H250ZM97 125H95L96 127H97V129L99 128ZM102 125V126H103ZM112 125H113V122H112ZM115 125V124H114ZM113 125V126H114ZM118 125V126H119ZM140 125H142V124H140ZM139 125V126H140ZM157 125V124H156ZM192 125V124H191ZM197 125V124H196ZM218 125V124H217ZM221 125V124H220ZM222 125H223V123H222ZM258 125V124H257ZM101 126V125H100ZM101 126V127H102ZM117 126V127H118ZM128 126H130V125H128ZM136 126H138L137 124H136ZM168 126V125H167ZM190 126V125H189ZM213 126H215V125H213ZM226 126V125H225ZM224 126V127H225ZM234 126H236L235 124H234ZM236 126V127H237ZM254 126V125H253ZM101 127H100V129H101ZM104 127V126H103ZM105 127V128H106ZM111 127V126H110ZM159 127V126H158ZM162 127H164V125L162 126ZM162 127H160L161 129H162V132L164 133V130H166V129H163ZM174 127V126H173ZM188 127V126H187ZM217 127V126H216ZM219 127V126H218ZM232 127V126H231ZM235 127V128H236ZM239 127H240V125H239ZM239 127H238V129H239ZM258 127V126H257ZM257 127H256V129H257ZM114 128V127H113ZM113 128H111V129H113ZM126 128V127H125ZM125 128H123L124 130H125ZM129 128V127H128ZM137 128V127H136ZM159 128V129H160ZM165 128V127H164ZM168 128V127H167ZM179 128V127H178ZM184 128V127H183ZM189 128V127H188ZM200 128V127H199ZM221 128V127H220ZM234 127H232V128H228V127H226V132L224 133L223 132V134H222V130H221V132H220V129L219 128H217L216 129V133L219 131V134L221 133V137L219 136V138H217V135H214L213 133L215 132H213L212 131V134H213V136H215L217 139H220L221 138V140H222V142L219 144L220 145V147H219V149H218V151L216 152V150H213V152H215L216 154L214 155V153L212 154L214 157H216V158H218V156L221 154L220 152L221 151H224V150H227V149H230L231 147H230V143L227 141V140H229L228 138H229V134H232V129H233ZM99 129V130H100ZM111 129H108V130H110V131H112ZM127 129V128H126ZM141 129V127H139V129H137L138 131ZM171 129V128H170ZM185 129V128H184ZM192 129V128H191ZM206 129V128H205ZM225 129V128H224ZM132 130V129H131ZM134 130L136 131V129L134 128ZM144 130V129H143ZM143 130H141V131H143ZM173 130V129H172ZM250 130V128L248 129V131ZM107 131V130H106ZM106 131H103V132H106ZM147 131V130H146ZM146 131L144 130L143 132L144 133H146ZM188 131V130H187ZM190 131V130H189ZM210 131V130H209ZM235 131H237V129L235 130ZM239 131V130H238ZM259 131V130H258ZM109 132V131H108ZM114 132V131H113ZM161 132V133H162ZM184 132H186V129H185V131ZM193 132V131H192ZM195 132V131H194ZM199 132V131H198ZM208 132V131H207ZM234 132V131H233ZM252 132V131H251ZM110 133H112V132H110ZM130 133V132H129ZM138 134H139V132H137ZM141 133V132H140ZM148 133V132H147ZM146 133V134H147ZM160 133V132H159ZM162 133V134H163ZM170 133H172V131L171 132H168L167 131V134H170ZM187 133V132H186ZM190 133V132H189ZM211 133V132H210ZM235 133V132H234ZM256 133V132H255ZM263 133V132H262ZM262 133H260V134H262ZM125 134H128L127 132H125ZM164 134H166V133H164ZM182 134H184L183 132H182ZM198 134V133H197ZM211 134V135H212ZM259 134V135H260ZM136 136H137V134H135ZM184 135H189V134H184ZM191 135V134H190ZM189 135V136H190ZM199 135V134H198ZM127 136H129V134L127 135ZM126 136V137H127ZM144 138L143 139H145V136L144 135H142ZM168 136V135H167ZM178 136V135H177ZM189 136H187V137H189ZM194 136V135H193ZM196 136V135H195ZM194 136V137H195ZM232 136V135H231ZM231 136H230V138H231ZM241 136V135H240ZM119 139H123V137H122V135H118L117 136ZM138 137H139V135H138ZM147 137H151V135L150 134H148L147 135ZM166 137V136H165ZM172 137H173V135H172ZM171 136H170V138H172ZM181 137V136H180ZM187 137H186V139L185 140H187ZM191 137V136H190ZM198 137V136H197ZM209 137V136H208ZM222 137H223V139H222ZM225 137V138H224ZM125 138V137H124ZM137 138V137H136ZM168 138V137H167ZM174 138V137H173ZM211 138V136L208 138V139H210ZM215 138V139H216ZM235 138V137H234ZM234 138H232V139H234ZM264 138V137H263ZM141 139V138H140ZM151 139H152V137H151ZM169 139V138H168ZM167 139V140H168ZM175 139V138H174ZM189 139V138H188ZM191 139V141L194 139L195 140V138H190ZM205 139H207L206 137H205ZM213 139V138H212ZM231 139V140H232ZM238 139H240L239 137H238ZM251 139V138H250ZM261 139V138H260ZM125 140V139H124ZM153 140V139H152ZM165 140H166V138H165ZM173 139H171V141H172ZM179 139H177V141H178ZM202 140V139H201ZM211 140V139H210ZM263 140V139H262ZM147 141H149V140H147ZM170 141V142H171ZM180 141V140H179ZM197 140H195V142H196ZM203 141H204V139H203ZM214 141V140H213ZM212 141V142H213ZM244 141V140H243ZM181 143H182V141H180ZM198 142V141H197ZM207 142V141H206ZM209 142V141H208ZM211 142V143H212ZM216 142V141H215ZM235 142V141H234ZM138 143H141V142H138ZM171 143H173V142H171ZM176 143V142H175ZM184 143V142H183ZM201 143H203L202 141H201ZM200 143V144H201ZM210 143V142H209ZM239 143V142H238ZM250 143V142H249ZM158 144V143H157ZM156 144V145H157ZM174 144V143H173ZM176 144H179V142L178 143H176ZM176 144H174V147H175V145ZM193 144V143H192ZM208 144V143H207ZM215 144V143H214ZM214 144L211 146V148L214 146ZM155 145V146H156ZM172 145V144H171ZM170 145V146H171ZM182 145V144H181ZM185 145H187V144H185ZM191 145V144H190ZM215 145H217V144H215ZM218 145V146H219ZM234 145V144H233ZM232 145V146H233ZM238 145V144H237ZM250 145H251V143H250ZM258 145V144H257ZM158 146V145H157ZM156 146V147H157ZM173 146V145H172ZM178 146V145H177ZM189 146V145H188ZM188 146H187V148H188ZM192 146V145H191ZM190 146V147H191ZM245 146V145H244ZM253 146V145H252ZM260 146V145H259ZM262 146V145H261ZM127 147V146H126ZM181 147V146H180ZM179 147V148H180ZM192 147H194V146H192ZM192 147H191V149H192ZM196 147V146H195ZM194 147V150L196 149ZM173 148V147H172ZM176 148V147H175ZM178 148V149H179ZM182 148L184 149V144H183V147H181L180 149L182 150ZM206 148V147H205ZM215 148H217V147H215ZM179 149V150H180ZM199 149V148H198ZM210 149V148H209ZM214 149V148H213ZM161 149L159 148V151H160ZM172 150V149H171ZM174 150V149H173ZM185 150V149H184ZM184 150L183 151H180V155L181 154H183L184 156H182V157H184V158H182V159H184V160H182L181 159V157H178V156H176V158L178 157V158H180L182 161H186V156L187 155H185L184 153ZM188 150V149H187ZM193 150V149H192ZM191 150V151H192ZM212 150V149H211ZM176 151H177V148H176ZM198 150L196 149L195 150V152H196V154L198 155H201L200 154V152L198 153L197 152ZM200 151H201V149H200ZM242 151V150H241ZM251 151V150H250ZM259 151V150H258ZM136 152H138L137 150H136ZM161 152H162V155L164 154L163 153V151L161 150ZM175 152V151H174ZM179 152V151H178ZM181 152H183V153H181ZM194 152V153H195ZM211 152V151H210ZM218 152L220 153L219 155H218ZM232 152V151H231ZM231 152H229V153H231ZM176 153V152H175ZM201 153H203V152H201ZM224 153V152H223ZM243 153V152H242ZM247 153V152H246ZM258 153V152H257ZM179 154V153H178ZM187 154H188V160H190L189 158H191L192 159V161H193V159H194V157L192 156V157H190V155H192L191 154V152L189 153V151L187 152ZM190 154V155H189ZM204 154H205V156L207 155L205 152H204ZM210 154V153H209ZM174 155V154H173ZM196 155V156H197ZM218 155V156H217ZM164 156H166V155H164ZM163 156V157H164ZM195 156V157H196ZM202 156V155H201ZM204 156V157H205ZM257 156V155H256ZM198 157V156H197ZM222 157H223V154H222V156L221 157H219V158H221L222 159ZM226 157V156H225ZM263 157V156H262ZM203 158V157H202ZM202 158H201V160H202ZM211 158V157H210ZM224 158V157H223ZM246 158V157H245ZM244 158V159H245ZM256 158V157H255ZM261 158V157H260ZM167 159H169V157L167 158ZM167 159L165 160V161H167ZM197 159H199V158H197ZM207 159V157H205L203 160V165H205V160ZM262 159V158H261ZM264 159V158H263ZM170 160V159H169ZM176 160H178V159H176ZM181 160H178V162L179 161H181ZM201 160H199V161H201ZM209 160V159H208ZM208 160H206V161H208ZM220 160V159H219ZM223 160V162H224V159H222ZM222 160H220L219 161V163H216L217 164V169H219V167L222 165V164H225V163H227V161H229V160H227V161H225L224 163H220V162H222ZM195 161H197V160H195ZM217 161V160H216ZM254 161V160H253ZM260 161V160H259ZM168 162V161H167ZM170 162V161H169ZM210 162V161H209ZM209 162H206V164L207 163H209ZM234 162V161H233ZM262 162V161H261ZM176 163H177V161H176ZM181 163V162H180ZM180 163H179V165H180ZM183 163V162H182ZM187 163V162H186ZM190 163V162H189ZM199 163V162H198ZM197 163V164H198ZM202 163V162H201ZM214 163V162H213ZM219 164H221V165H219ZM234 164V163H233ZM247 164V163H246ZM166 165H167V163H166ZM171 165H172V162H171ZM171 165H168V166H171ZM184 165H186V164H184ZM202 165V166H203ZM228 165H229V163H228ZM227 164H226V166H228ZM168 166H166V167H168ZM176 166V165H175ZM183 166V165H182ZM187 166V165H186ZM190 166V165H189ZM195 166V165H194ZM206 166V165H205ZM172 168H174L173 166H171ZM181 167V166H180ZM191 167V166H190ZM207 167L208 166H206V170H207ZM250 167V166H249ZM177 167H175L174 169H172V170H174V172L177 170L176 169ZM186 168H188V167H185L184 169H186ZM192 168V167H191ZM203 168H204V166L202 167V170H203ZM209 168V167H208ZM212 166L209 168V169H211L212 170ZM238 168V167H237ZM245 168V167H244ZM170 170H171V168H169ZM168 168H167V170H169ZM176 169V170H175ZM182 169H183V167H182ZM217 169H216V171H217ZM223 169H224V167H223ZM225 169H226V167H225ZM172 170H171V172H172ZM205 170V169H204ZM211 170H207L208 172H201V175H202V173H205V174H207L206 175V179H209L210 180V178H207V176L209 175V174H212L211 173ZM215 170V169H214ZM222 170V169H221ZM246 170V169H245ZM164 171H166L165 169H164ZM178 171V170H177ZM189 171H190V169H189ZM198 171H199V173H200V171H201V169L199 170L198 169ZM213 171V170H212ZM220 171V170H219ZM219 171H217V172H219ZM225 171H227V170H225ZM262 171V170H261ZM157 172H158V170H157ZM159 172H161V171H159ZM166 172H168V171H166ZM197 172V171H196ZM215 172V171H214ZM223 172V171H222ZM260 172V171H259ZM162 173H163V171H162ZM165 173V172H164ZM169 173V172H168ZM179 173V172H178ZM221 172H219L218 174H220ZM228 173V172H227ZM227 173H226V175H227ZM262 173V172H261ZM159 174V173H158ZM174 174V173H173ZM181 174V173H180ZM192 174H195V173H192ZM197 174V173H196ZM195 174V175H196ZM204 174V175H205ZM225 174V173H224ZM230 174V173H229ZM160 175V174H159ZM168 175V174H167ZM172 176V174H169V176ZM178 175V174H177ZM222 175V174H221ZM247 175V174H246ZM170 176V180H169V182L171 183V187L172 188H175L174 190L175 191H177L178 189V187H180V184H178V182L176 181L175 182V179H174V177H175V175L173 176V177H171ZM198 176V175H197ZM213 176V175H212ZM212 176H211V178H212ZM242 176H244V175H242ZM165 178V180L167 179L166 178V175H160V178H161V180L164 182V178ZM180 177V176H179ZM182 177V176H181ZM202 177V176H201ZM209 177V176H208ZM215 177V176H214ZM219 177V176H218ZM224 177V176H223ZM226 177V176H225ZM239 177H240V174H239ZM248 177V176H247ZM246 177V178H247ZM249 177H250V175H249ZM248 177V178H249ZM149 178L150 177H147V181H148V183H149ZM217 178V177H216ZM238 178V177H237ZM245 178V179H246ZM261 178V177H260ZM178 179V178H177ZM199 179V178H198ZM220 179V178H219ZM222 179V178H221ZM184 180V179H183ZM182 180V181H183ZM212 180H213V178H212ZM212 180H211V183H212ZM215 180V179H214ZM217 180V179H216ZM236 179H234V181H235ZM238 180V179H237ZM240 180V179H239ZM182 181H181V183H182ZM185 181V180H184ZM204 181H207V180H205L204 179ZM220 181V180H219ZM264 181V180H263ZM218 182V181H217ZM185 183V182H184ZM183 183V184H184ZM198 183V182H197ZM205 183V182H204ZM211 183H209V185L211 184ZM214 183V182H213ZM212 183V184H213ZM227 183V180L225 181V183L223 182V184L225 185ZM231 183V182H230ZM250 183H251V181H250ZM253 183V182H252ZM264 183V182H263ZM150 185L151 184H153L154 185V183L152 182V181H150V183H149ZM187 184V183H186ZM221 184V183H220ZM222 184V185H223ZM257 184H259V183H257ZM256 184V185H257ZM173 185V186H172ZM185 185V184H184ZM193 185V184H192ZM197 185V184H196ZM205 185V184H204ZM213 185H215V184H213ZM218 185V184H217ZM223 185V186H224ZM250 185V184H249ZM248 185V186H249ZM256 185H255V187H256ZM155 186V185H154ZM182 186V185H181ZM187 186V185H186ZM211 186V185H210ZM221 186V185H220ZM223 186H222V189H223ZM241 186V185H240ZM262 186V185H261ZM206 187V190H208L210 187L208 186V189H207V186H205ZM211 187H213V188H215L214 186H211ZM217 187V186H216ZM230 187H231V185H230ZM252 187H253V185H252ZM184 188V190H185V187H183ZM204 188V187H203ZM220 188V187H219ZM224 188H225V186H224ZM232 188V187H231ZM237 188H238V186H237ZM170 189V188H169ZM190 189H191V187H190ZM179 190H182V189H179ZM187 190H189V188L187 189ZM186 190V191H187ZM205 190V191H206ZM215 190V189H214ZM217 190V189H216ZM216 190H215V192H216ZM224 190V189H223ZM222 190V191H223ZM226 190V189H225ZM230 190V189H229ZM235 190V189H234ZM247 190H249L248 188H247ZM258 190V189H257ZM172 191V190H171ZM194 191V190H193ZM192 191V192H193ZM211 191H212V189H211ZM219 191V190H218ZM221 191V192H222ZM244 191V190H243ZM246 191V190H245ZM254 191H255V189H254ZM188 192V191H187ZM191 192V191H190ZM190 192H188L189 194H190ZM204 192V191H203ZM202 192V193H203ZM209 193H210V190L208 191ZM214 192V191H213ZM225 192V191H224ZM184 193V192H183ZM246 193H248V192H246ZM256 193V192H255ZM174 194L176 195V196H174L172 193H169L168 192V196H167V200H168V202H169V205H171L172 207H173V204H174V202H175V200H176V197L179 195L178 193H175L174 192ZM217 194H218V192H217ZM223 194V193H222ZM222 194H220V195H222ZM225 194V193H224ZM235 194H237V193H235ZM252 194H254V193H252ZM258 194H261L260 192L258 193ZM262 194H263V192H262ZM172 195V196H171ZM191 195V194H190ZM194 195H195V193H194ZM205 195V194H204ZM207 195H209V194H207ZM210 195H211V193H210ZM219 194L218 195H216V196H218V198H219V196H220ZM227 195V194H226ZM226 195H224L223 197H225ZM232 195V194H231ZM233 195H234V193H233ZM232 195V196H233ZM249 195V194H248ZM257 195V194H256ZM213 196V195H212ZM236 196V195H235ZM237 196H239V195H237ZM245 196V195H244ZM253 196V195H252ZM261 196V195H260ZM179 197V196H178ZM181 197V196H180ZM183 197H185V196H183ZM182 197V198H183ZM215 197V196H214ZM230 197V196H229ZM228 197V198H229ZM264 197V196H263ZM263 197H260V198H263ZM182 198H181V200H182ZM186 198V197H185ZM195 198V197H194ZM199 198V197H198ZM211 198V197H210ZM243 198V197H242ZM242 198H241V200H242ZM248 198V197H247ZM180 199V198H179ZM214 199V198H213ZM215 199H217V197H215ZM225 198H223V200H224ZM231 199V198H230ZM233 199V198H232ZM254 199H255V197H254ZM258 199V198H257ZM257 199H255V200H257ZM264 199V198H263ZM180 200V201H181ZM186 200V199H185ZM191 200V199H190ZM197 200V199H196ZM219 200V199H218ZM217 200V201H218ZM239 200V199H238ZM250 200V199H249ZM262 200V199H261ZM183 201V200H182ZM200 201V200H199ZM226 201V200H225ZM224 201V202H225ZM229 201V200H228ZM228 201H227V203H228ZM185 202H187V200L186 201H184V203ZM188 202H189V200H188ZM201 202V201H200ZM231 202V201H230ZM235 203L237 202L236 201V199H235V201H234ZM251 202V201H250ZM255 202V201H254ZM176 203V202H175ZM179 203V202H178ZM178 203H176V204H178ZM199 203V202H198ZM202 203V202H201ZM234 203V204H235ZM196 204H197V202H196ZM200 204V203H199ZM220 204H222V202H220ZM232 204H233V202H232ZM251 204V203H250ZM254 203L252 202V206H254L253 205ZM263 203H261V205H262ZM175 205V204H174ZM180 205V204H179ZM188 205V204H187ZM202 205H203V203H202ZM217 205H219V203H217ZM224 205H225V203H224ZM236 205H238V203H236ZM236 205H233V206H236ZM175 206H177V205H175ZM181 206V205H180ZM190 206V205H189ZM194 206V205H193ZM204 206V205H203ZM202 206V207H203ZM223 205H221V207H222ZM226 206V205H225ZM246 206V205H245ZM251 206V207H252ZM256 207H257V205H255ZM190 207H192V206H190ZM217 207H219V206H217ZM242 207V206H241ZM247 207V206H246ZM251 207H250V209H251ZM255 207V208H256ZM262 207V206H261ZM174 208V207H173ZM177 208H179V207H177ZM193 208V207H192ZM191 208V209H192ZM199 208H200V206H199ZM203 208H206L205 206L203 207ZM233 208V207H232ZM245 208V207H244ZM181 209V208H180ZM202 209V208H201ZM217 209V208H216ZM239 210H241V212H242V209H240V207L238 208ZM259 209V208H258ZM194 210V209H193ZM193 210H192V212H193ZM203 210V209H202ZM219 210H220V208H219ZM229 210V209H228ZM234 210H237V209H234ZM239 210L237 211V213L239 212ZM200 211V210H199ZM204 211V210H203ZM202 211V212H203ZM224 211V210H223ZM222 211V212H223ZM258 211V210H257ZM171 212V211H170ZM194 212H197V210L196 211H194ZM201 212V213H202ZM225 212V211H224ZM223 212V213H224ZM227 212V211H226ZM230 212V211H229ZM254 212V211H253ZM253 212H251L252 214H253ZM228 213V212H227ZM234 213V212H233ZM257 213H260V212H257ZM187 214V213H186ZM226 214V213H225ZM241 214V213H240ZM244 214V213H243ZM255 215H256V213H254ZM264 214V213H263ZM203 215H204V213H203ZM202 215V216H203ZM231 215V214H230ZM233 215V214H232ZM231 215V216H232ZM248 215V214H247ZM254 215V216H255ZM260 215V214H259ZM262 215V214H261ZM199 216V215H198ZM223 216H224V214H223ZM237 216H239L238 214H237ZM251 216V215H250ZM249 216V217H250ZM253 216V215H252ZM257 216V218H258V215H256ZM255 216V217H256ZM264 216V215H263ZM204 217L206 218V216L204 215ZM236 217V216H235ZM244 217V216H243ZM222 218V217H221ZM229 219V218H228ZM240 219H241V217H240ZM253 219V218H252ZM259 219V218H258ZM198 220H202V222L203 223H205V221H204V219H203V217L202 218H198ZM233 220V219H232ZM231 220V221H232ZM242 220V219H241ZM250 220V219H249ZM229 221V220H228ZM243 221V223H245L244 222V220H242ZM208 222V221H207ZM234 222V221H233ZM248 222V221H247ZM251 222V221H250ZM232 223V222H231ZM252 224H254V223H252ZM257 224V223H256ZM234 225V224H233ZM237 225V224H236ZM236 225H234L233 227L235 228V226ZM248 225V224H247ZM247 225H245V226H247ZM241 226V225H240ZM243 226V225H242ZM255 226V225H254ZM207 227V226H206ZM229 227V226H228ZM232 227V226H231ZM238 227V226H237ZM236 227V228H237ZM248 227V226H247ZM234 228H232L233 230H234ZM246 228V227H245ZM248 228H251V227H248ZM258 228V227H257ZM261 228V227H260ZM238 229H240V228H238ZM238 229H236V231L238 230ZM244 229V228H243ZM247 229V228H246ZM249 230V229H248ZM253 229H251V231H252ZM256 230V229H255ZM208 231V236H209V238L211 239V241H212V246H213V251H214V253L215 254H217V256L221 259V261H222V263H224V264H227L228 262H230V260L232 259V261H231V263L232 264H260L261 263V260L263 259V255L261 254V252H260V254L262 255L261 257H262V259L259 261L258 259H259V257H260V255H259V257H256L255 255V253H258V251L257 252H255L254 253V251H255V248L253 247V245H251V243H250V239H246V238H244L242 235H244V234H241L240 233V231L241 230H239V232H237V233H240L241 234V237H243V240L241 239V240H239L240 238H239V236H236V235H234V236H232V237H228L229 235H225V234H222L221 236H223V238L222 237H220L219 236V234H217L215 231H209V229L207 230ZM263 231V230H262ZM235 232V231H234ZM242 232H244V231H242ZM250 232V231H249ZM254 232V231H253ZM232 233V232H231ZM236 233V232H235ZM246 234V233H245ZM253 235V234H252ZM246 236V235H245ZM255 236V235H254ZM248 237H250V236H248ZM251 238H253L254 239V237H251ZM261 238V237H260ZM237 241L238 243H235L234 241ZM258 240V239H257ZM259 242H260V239H259ZM253 244V243H252ZM254 244H255V242H254ZM257 244V243H256ZM252 247H251V246ZM261 247V246H260ZM254 250H252V249ZM257 250H258V247H257ZM210 251V253H211V250H209ZM259 251H260V249H259ZM262 252H263V250H262ZM239 254H245L247 257H248V259H249V261H246V262H244L242 259H241V257L239 256ZM240 257V258H239ZM258 258V259H257ZM263 263H264V259H263ZM262 264V263H261Z\"/></svg>", "mask_w": 264, "mask_h": 264}]
</instances>
